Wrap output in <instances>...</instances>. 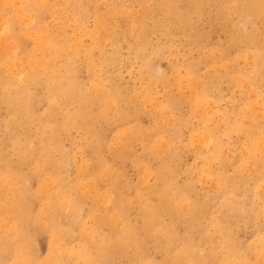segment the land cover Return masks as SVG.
I'll return each instance as SVG.
<instances>
[{
    "label": "rangeland",
    "instance_id": "obj_1",
    "mask_svg": "<svg viewBox=\"0 0 264 264\" xmlns=\"http://www.w3.org/2000/svg\"><path fill=\"white\" fill-rule=\"evenodd\" d=\"M22 1L21 0H11V1L3 0V2H2L0 0V3H1V6H0V16L1 17L0 18L2 21V22L0 21V26L3 25V28L4 29L6 28L4 30L2 27H0V29H1L0 30V41H1L0 42V45H1L0 46V61H2V62H0V110H1L0 111V144L2 145V146L0 145V161H1L0 162V169H1V171H0V191H1L0 192V207H1L0 208V214L2 213L0 216V229H1L0 230V255H1L0 256L1 257L0 258V260H1L0 264H10L12 261L13 262L11 264H14V261H16L15 264H31V263L34 264V262H35V264H40V262H41V264H93L91 262L93 260H94L93 262L96 261L95 264H101V263L102 264H107V263L108 264H115V263L116 264H125V263L128 264L129 262H130L129 264H139L142 259H143V262L141 261L140 264H142V263L155 264L156 260H157V264H180L182 262H183L182 264H215V263L216 264H227V263L228 264H246V262H247V264H250V263L251 264H259V263L264 264V243H263V241H264V235H263L264 234V210H263L264 209V195H262V194H264V190L262 188L264 185V163H263L264 162V145H262L264 142V123H263L264 122L263 121L264 120V100L262 99V97L264 98V91H263V88H264V74H263L264 73V71H263L264 70V46H263L264 45V17H263L264 16V10H263L264 9V0H232V1L230 0V2H229V0H201V1L200 0H173V1L172 0H122V1L121 0H84V1L83 0L82 1L81 0H61V1L60 0H49V1L48 0H37L36 3H35V0H30L31 2L29 0H25L26 2H24V1L22 2ZM52 1L55 2V4ZM57 1H58V3H57ZM105 1H107V2H105ZM179 1H181V2H179ZM198 1H200V2H198ZM7 2H11V3L9 4ZM43 2H44V4H43ZM121 2H123V3H121ZM223 2H224V4H223ZM228 2L231 3L230 4L231 6L228 5L229 4ZM76 3H79V4H76ZM96 3H98V5ZM118 3H120V4H118ZM215 3L217 5H215ZM17 4L20 6H18ZM49 4L51 5V7ZM103 4H104V6H103ZM234 6L236 7V9H234ZM52 7H53V10H52ZM100 7H101V9H100ZM31 8L33 9L32 11H30ZM107 8H109V9H107ZM88 9L91 13L88 11ZM40 10H41V12H40ZM234 10H236V11H234ZM15 11L18 13H16ZM75 11H76V13H75ZM82 11H83V13H82ZM216 11H218V12H216ZM239 11H242V12L239 13ZM22 12L25 14H23ZM127 12H129V13H127ZM225 12H227V13H225ZM58 13H60V14H58ZM133 13H134V16H133ZM201 13H203V14H201ZM231 14H232V16H230ZM24 15H26L25 17L28 18V22H26L27 19H25ZM53 15H54V17H53ZM74 15H76V16H74ZM219 15L221 17H219ZM19 16H21V17H19ZM22 16L24 18H22ZM81 16H82V19H81ZM246 16L248 17V19H246L247 18ZM3 17H5V19ZM55 17H56V20H55ZM227 17L229 19H226ZM230 17H233V20H232V18L230 19ZM10 18H12V19L10 20ZM21 18L23 21L20 20V22H19L18 20ZM73 18H74V20L76 19L75 22H74V20H72ZM94 18H95V20H94ZM243 18H245L244 19L245 23H244ZM8 20H10L11 23H9ZM30 20H32V21H30ZM69 20L72 22H70ZM229 20H231V21H229ZM247 20H248V22H247ZM220 21H221V23H220ZM230 22H232V24ZM242 22L244 24H242ZM1 23H4V24H1ZM21 23L24 25H22ZM78 23H79V25H78ZM240 24H241V27H240L241 29L239 28ZM72 25L74 27H72ZM20 26L22 28H20ZM24 26H25V28H24ZM76 26H79V27H76ZM234 26L236 28H234ZM244 26H245V28H244ZM233 29H234V31H233ZM8 30H10L12 32L10 33V31H8ZM244 30H246V32H244ZM23 32H24V34H22ZM28 32L31 33V34L29 33V36L31 35L32 37L31 36L28 37V35H27ZM100 32H102V33H100ZM103 32H106V34L105 33L103 34ZM254 32H256V34ZM258 32H259V34H258ZM43 33H45L47 35H45ZM99 33H100V35L98 36ZM239 33H240V35H239ZM75 35H77V36H75ZM5 36H7V37H5ZM11 36H13V37H11ZM47 37H48V39H47ZM70 37H72V38H70ZM249 37H251V39H248ZM44 38H46V39L44 40ZM81 38L82 39L84 38V39L82 40ZM75 39L77 40L76 42H75ZM103 39H104V41H103ZM257 39H258V41H257ZM67 40H68V42L70 41V44L67 42ZM79 40H81V41H79ZM50 41H52V42H50ZM235 41L239 42V44L236 43ZM9 42H11V43H9ZM37 42H38V44H37ZM77 42H78V44H77ZM243 42H244V44H242ZM45 43H47V44L49 43L50 45L49 44L45 45ZM9 44H10V46H9ZM231 44H232V46H231ZM15 45H16V47L19 46L17 48V50L15 49L16 51L14 50ZM40 45H42V46H40ZM44 45L47 48H45ZM92 47H95L98 50V52H96L97 50L95 48H92ZM5 48H8L9 50L8 49L5 50ZM10 49L12 51H10ZM67 49H70V50H67ZM36 50H38V51H36ZM52 50H53V53L51 52ZM92 50H94V51H92ZM136 50H138V51H136ZM256 51H258V52H256ZM13 52H14V54H12ZM246 52H247V54L250 53L247 55V57L249 56L248 59H247V57H244V56H246V54H245ZM68 53H70V54H68ZM222 53H223V55H222ZM35 54H36V56H35ZM87 54H89L87 57L88 60L86 58ZM224 54H225V57H223ZM236 54H237V56H236ZM79 56H80V58H79ZM239 56L241 57L240 59L243 60V62L239 59ZM39 57H40V59L42 58L43 61H41L39 59ZM147 57H148V61H150L149 63H147L148 62L146 59ZM141 60H143L145 62L142 63ZM91 61H93V63ZM203 61H205V62H203ZM209 62H210V64H209ZM212 62H214V63H212ZM250 62H251V64H250ZM1 63L3 65H1ZM39 63H40V65H39ZM45 63H46V65H45ZM216 63H217V65H216L217 67L215 66ZM221 64H222V66H221ZM92 65H94V66L92 67ZM96 65L98 68H100V67L101 68L100 69H98V68L94 69L96 67ZM183 66H185V67H183ZM24 67H25V69H24ZM68 67H71V68H68ZM181 67H182V69H181ZM211 67H213V68H211ZM54 68H55V70H54ZM220 68H221V70H220ZM227 68H229V69L227 70ZM4 69L6 72L4 71ZM17 69H19V70H17ZM148 69H149V71H148ZM9 70L10 71L13 70V71L10 72ZM23 70H24V73H23ZM38 70H40V71L38 72ZM93 70H95V72ZM216 70H217V72H216ZM34 71H35V73H34ZM99 71H101V74ZM173 71H174V73H173ZM175 71H176V75H178L179 77L175 75ZM98 72H99V75H98ZM179 72H180V75L178 74ZM102 73H104V74H102ZM141 73H142V76H140ZM143 73H145V74H143ZM8 74L11 76H9ZM183 74H185V75H183ZM233 74H235V76ZM20 75L22 77H20ZM35 76H36V78H35ZM64 76H66V77H64ZM89 76H90V79H89ZM232 76L237 79V83H235L236 80H235V78L233 79ZM3 77H4L5 81H4ZM51 77H52V79H50ZM99 77L102 79H100ZM193 77H195V78H193ZM205 77L207 79H205ZM43 78H44V80H43ZM32 79H33V82H32ZM97 79L99 80L100 84H98L99 82ZM146 79H147V81L151 79V81L147 82ZM189 79H191L190 81L192 83L191 82L188 83ZM179 80H180V83H179ZM20 81H22V82H20ZM40 81H42V82H40ZM101 81H103V82H101ZM161 81H163V82H161ZM169 81H171V82H169ZM218 81H220V82H218ZM159 82H160V84H158ZM229 82H230V84H229ZM239 82L241 84H239ZM33 83H34V85H33ZM49 83H50V85L47 86ZM193 83L198 85V87L201 86V88H198ZM169 84H171V85H169ZM184 84H185V86H184ZM20 85H21V87H20ZM93 85H96V86L93 87ZM144 85H145V87L148 85V88L147 87L145 88ZM179 85L182 88L183 87H185V88L184 89H182L181 87L179 88ZM189 85H191V86H189ZM261 85H263V88ZM4 86L6 88H4ZM14 86H15V88H14ZM186 86L189 87L188 89L192 91L191 93H189L190 91L186 90ZM231 86H232V88H231ZM247 86H251V88L247 87ZM23 87L25 88V90ZM193 87H195L196 89ZM235 88H237V89L235 90ZM136 89H138V90H136ZM248 89L250 92L248 91ZM8 90H9V92H7ZM183 90L186 92V94ZM22 91H23V93H22ZM97 91H99V92H97ZM261 91H262V93H261ZM97 93H98V95H97ZM252 93H254V94H252ZM200 94H202V95H200ZM239 94H240V97H239ZM250 94H252L253 96ZM135 95H136V98H135ZM141 95H143V96L141 97ZM185 95H187L189 97L187 98V96H185ZM213 95H215V96H213ZM22 96L24 99L22 98ZM247 96H250L251 98H249V97L247 98ZM137 97H139V98H137ZM151 97L154 98L155 100H153ZM253 97H254V99L255 98L256 99L254 100ZM123 98H125V99H123ZM143 98H144V100H143ZM1 99H3V102ZM156 99L159 102H157ZM203 99L205 102H203ZM239 100L241 101V103ZM5 101H6V104H5ZM51 101H52V104H50ZM141 101H143L144 103L147 102L145 104L146 106ZM208 101H209V103H208ZM252 101L253 102L257 101V102L252 103ZM7 102H9L10 108H9V104ZM67 102H69V103H67ZM106 102H107V104H109L110 102L111 103L109 105H107ZM20 103H22V104L20 105ZM101 103H103V104H101ZM175 103H177V105ZM197 103H199V104H197ZM205 103H207V104H206V110L204 112L205 107H203V106L205 105ZM244 103H245V105H243ZM250 103H251V105H250ZM118 104H120L119 105L120 107L117 106ZM11 105H13V107H14L13 109L11 108ZM25 105H26V107H25ZM246 105H247V107H246ZM259 105H262V106H259ZM16 106H17V108H15ZM49 106H52V107L54 106V107L52 108ZM101 106H102V108H101ZM108 106L110 108H108ZM197 106L200 108H197ZM209 106H210V108H209ZM18 107H19V109H18ZM157 107H158V110H157ZM162 107L165 110H163ZM256 107L260 110H258ZM8 108H9V110H7ZM25 108H27L28 110ZM119 108H120V110H119ZM160 108L162 109L161 111H160ZM174 108H175V110H174ZM16 109H18V110H16ZM108 109H110V110H108ZM190 109H191V112H189ZM217 109H218V111H216ZM250 109L252 111H250ZM11 110L17 111L16 112L17 114L14 111L10 112ZM19 110L20 111L23 110V111L20 112ZM201 110H203V111H201ZM213 110H215L216 112L214 113ZM159 112L162 114V116ZM193 112H194V114H193ZM241 112L245 116L241 115L242 114ZM10 113H12L13 115H11ZM21 113H22V116H21ZM25 113H26V115H25ZM126 113H128V115ZM168 113H170V114H168ZM261 113H263L262 114L263 116L262 115L260 116ZM45 114L46 115L48 114L47 116L50 118V120L48 117H46ZM51 114H52V118H51ZM158 115H159V117H157ZM12 116H14V117H12ZM190 116H191L192 120L190 119ZM200 116H202V118H204V119H202ZM257 116H259V117H257ZM19 117H21V118H19ZM42 117H44V118H42ZM197 117H200V118L197 119ZM162 118H163V120H162ZM251 118H252V120H250ZM30 119H31V121H30ZM217 119L218 120L220 119L221 121L219 120L220 121L219 122ZM47 120H49V121H47ZM77 120H78V122H77ZM81 120H82L83 124H81L82 123ZM120 120H121V123L119 124ZM166 120H167V122H166ZM50 121H51V123H50ZM52 121H54V122H52ZM109 121H111V122H109ZM210 121H213V122H210ZM126 122H128V123H126ZM229 122H231V123H229ZM244 122H245V124H244ZM62 123H64V124L61 125ZM261 123H262V125H261ZM16 124L20 125L21 127L16 126ZM51 124L53 126H51ZM69 124H71V125L69 126ZM84 124H85V126H83ZM91 124H92V126H91ZM108 124L111 126H109ZM205 124H207L208 127ZM122 125L124 127H126L127 129L125 128V130H122V129H124ZM121 126H122V128H121ZM189 126H191V127H189ZM210 126H213V127H210ZM240 126H242V127H240ZM65 127H67L69 130H67V128H66L65 129L66 131H63V128H65ZM218 127H220V128L222 127V129H219ZM246 127L248 128V131H247ZM223 128H224V130H225V128H227V130H226V131H228L227 134H226V131L223 130ZM240 128H242V129H240ZM255 128H257L258 130ZM207 129L208 130L210 129V130L208 131ZM214 129H215V131H214ZM156 130H157V132H156ZM220 130H222V132L224 131L223 134ZM246 131H247V133H246ZM249 131L252 133H250ZM91 132H94V133L97 132V133L91 134ZM114 132L116 135L114 134ZM116 132H118V133H116ZM144 132H145V134H144ZM155 132H156V135L154 134ZM207 132L210 134H208ZM177 133H178V135H177ZM203 133H205L208 136H206ZM224 133H225V135H224ZM90 134L92 137L90 136ZM164 134H166V135H164ZM196 134H197V136H196ZM238 134L241 136H239ZM55 135L58 138L55 137ZM150 135H152V136H150ZM160 135H161V137H160ZM221 135H222V137H221ZM231 135L232 136L235 135V136L232 137ZM168 136L170 139H168ZM193 136L195 138H193ZM11 137H13V138H11ZM210 137H212V139H210ZM218 137H219V139H218ZM236 137H239V138H236ZM241 137L244 138L246 141L244 139H242ZM48 138H50V139H48ZM261 138H262V140H261ZM13 139L16 141H14ZM17 139H19V140H17ZM195 139H196V141H195ZM204 139L206 140L207 143L205 142ZM241 139H242V141H241ZM208 140H209V144H208ZM221 140H223V141H221ZM230 140H232V141L236 140V141L232 143V141H230ZM26 141H27V144H26ZM162 141H164V144L159 145L160 142L163 143ZM119 142H120V144H119ZM190 142L191 143L193 142L192 143L193 145ZM221 142L223 143V145L221 144ZM244 142H246V143H244ZM258 142L259 143L261 142L260 143L261 146L259 145L260 148H258ZM30 143H31V145H29ZM59 143H60V147H59ZM98 143H99V145L97 147L96 145ZM114 143H116V145H114V147L116 149L113 148V146H112ZM243 143L249 144V145L244 146ZM16 144H18V145H16ZM92 144H94V145H92ZM122 144H123V146H122ZM147 144H148V146H147ZM155 144H157V146H160L161 148L158 149ZM117 145H118V147H117ZM197 145H199V146H197ZM210 145H211V147H210ZM230 145H231V148H230ZM235 145H237V147ZM104 146H105V149H104ZM28 147H29V150H28ZM63 147H64V151L61 152ZM122 147H123V149H122ZM199 147H200V149H199ZM220 147H222L224 150H221L222 148H220ZM14 148H16V149H14ZM97 148L99 149V153L96 152V151H98ZM109 148L111 149V151H109L110 150ZM154 148H157L158 150L157 149L154 150ZM30 149L32 151H30ZM161 149H162V151H159ZM226 149H228L227 150L228 152L226 151ZM230 149H231V151H229ZM242 149H243V151H242ZM40 150H42L43 154L41 153ZM104 150H105L106 154L104 153ZM232 150L233 151L235 150L237 152L233 153ZM18 151H19V153H18ZM5 152H8V153H5ZM20 152H21V154H20ZM1 153H2L3 157L1 156ZM75 153H77L78 156H76L77 154H75ZM95 153L99 154L100 156L99 155L97 156ZM100 153L103 155H101ZM122 153H124V154H122ZM231 153H233V154H231ZM18 154H20L19 156L22 157L21 159L19 156H17ZM35 154H36V156H35ZM111 154H113V156H111ZM144 154H146V155L144 156ZM147 154H148V156H147ZM242 154H243V156H242ZM31 155H33V156H31ZM250 155L252 156L253 159L251 158ZM10 156L13 157V159L9 158ZM142 156H144V157H142ZM152 156H154V157L152 158ZM18 157H19V159H18ZM23 157H24V159H23ZM29 157L30 158L32 157V158L29 160ZM60 157H62V158H60ZM106 157H107V159H106L107 161L105 163ZM121 157H123V159H121ZM171 157H172V159H171ZM249 157L252 160L248 161ZM14 158H15V160H14ZM103 158H104V160H102ZM16 159H17V161H16ZM169 159H170V161H169ZM202 159H204V160H202ZM232 159H233V161H232ZM23 160H24V162H23ZM25 160H29V161H27V164H24V163H26ZM109 160H110V162H109ZM222 160H223V162H222ZM33 161H34V163H33ZM82 161H83V163H82ZM247 161H248V164H247ZM143 162H144V164H143ZM145 162L147 163V166H146ZM227 163H229V164H227ZM249 163H250V165H249ZM7 164H10V165L8 166ZM13 164L14 165L16 164L18 167L16 165L14 166ZM57 164H58V167L56 166ZM76 164H79V166ZM85 164H88V165H85ZM100 164L103 166L102 169H101ZM163 164H164V166H163ZM217 164H218V166H217ZM22 165L23 166L25 165V169H23ZM66 165H67V167H64ZM223 165L225 166V168ZM256 165L258 166V168L256 167ZM84 166H87V167H84ZM104 166H105V168H104ZM204 166H205V168H204ZM15 167H16V170H15ZM81 167L82 168L84 167V168L81 169ZM234 167H236V168H234ZM250 167H252L254 169H252ZM21 168H22V170H21ZM39 168H41L40 172H39ZM54 168L55 169L57 168V169L55 170ZM86 168H88V169H86ZM140 168H141V170H140ZM147 168H149V169H147ZM159 168L162 169L163 172ZM216 168H217V170H216ZM6 169H7V171H6ZM35 169L36 170L38 169L37 172H39V174L36 172ZM150 169H151V171H149ZM195 169H196V171H195ZM235 169H236L237 173L235 172ZM20 170H21V172H19V173H22L21 175L25 177L24 179H23V177H20V175L18 173V171H20ZM155 170H158V171H155ZM23 171H25V172H23ZM61 171H63V172H61ZM77 171L80 173H78ZM148 171H149V173H148ZM13 172H15V173H13ZM82 172H83V174H82ZM95 172H96V175H95ZM168 172H170V175ZM9 173H11L10 176H9ZM142 173H144V175L147 174L148 176L147 175L143 176ZM196 173H199V174H196ZM1 174L4 176V178L2 177ZM40 174H41V176H40ZM76 174H78V177ZM204 174H205V176H204ZM218 175H220V176L218 177ZM80 176H81V178H79ZM107 176H108V178H107ZM232 176H234V177H232ZM68 177H70V178H68ZM94 177H95V179H94ZM97 177L98 178L100 177V179H98ZM203 177H205V178H203ZM229 177H230V180H229ZM247 177H249V178H247ZM45 178L47 179V181H45L46 180ZM51 178H55V179H51ZM106 178H107V180H106ZM206 178H208L209 181H212V182H209ZM212 178H213V180H212ZM218 178H220V179H218ZM222 178H224V180H222ZM66 179H68V180H66ZM141 179H142V182H141ZM24 180H25L26 186L23 182ZM27 180H28V182H27ZM36 180H38V182ZM86 180H88V181L86 182ZM92 180H94V181L92 182ZM146 181H148V182H146ZM168 181L170 182V184L168 183ZM48 182H50V183H48ZM112 182H115V183L113 184ZM166 182L168 184H166ZM75 183H76L77 187H76ZM83 183H84L85 187H83ZM87 183H88V185H87ZM111 183H112V185L110 186L109 184H111ZM176 183L178 184L177 186H176ZM244 183H246V184H244ZM193 184L195 185L194 187H193ZM213 184H215V185L217 184V185L215 186ZM146 185H148V186H146ZM235 185H236V187H235ZM259 185L261 186L260 188H259ZM19 186H20V188H19ZM27 186H29V188ZM49 186H51V187H49ZM165 186L166 187L168 186V187L166 188ZM25 187H27V190L25 189ZM109 187L111 189H109ZM184 187L186 190L184 189ZM22 188H24V190ZM114 188H116V189L114 190ZM142 188H143V191H142ZM170 188H173V189H170ZM21 189L23 190V192H21L22 191ZM50 189H51V192H50ZM105 189L106 190L109 189V190L105 191ZM190 189L192 191H190ZM7 190L9 191V193ZM45 190H47V193ZM84 190H85V193H84ZM162 190H163V192H162ZM41 191H42V193H41ZM215 191H216V193H215ZM261 191H263V192H261ZM181 192H183V193H181ZM31 193H32V195H31ZM69 193H70V196H69ZM81 193H83L84 195ZM141 193H143L142 196L140 195ZM163 193L165 195H163ZM177 193L180 195H177ZM38 194H40V195H38ZM93 194H94V196H93ZM112 194H115V195H112ZM119 194L122 196H120ZM181 194H182V197H181ZM187 194L190 195L189 196L190 198L188 197ZM22 195H24V196H22ZM75 195H77V196H75ZM99 195L103 196L104 198L100 197ZM107 195H110L109 200L107 198ZM131 195H132V197H131ZM134 195H136V196L134 197ZM183 195H185V196L183 197ZM248 195H249V198H248ZM19 196L23 199H20ZM31 196H33V197H31ZM105 196H106V198H105ZM128 196H129V198H128ZM137 196H140V197L137 198ZM177 196H180L181 198L177 197ZM196 196H197V198H196ZM229 196H231V197L229 198ZM75 197H76V199H75ZM121 197H123V198H121ZM141 197H142V199H141ZM151 197H152V199H151ZM160 197H161V200H160ZM192 197H193V200H192ZM211 197H212V199H211ZM259 197H261V198H259ZM12 198H13V200H11ZM34 198H36L37 200ZM111 198H112V200L115 199L114 203L111 200ZM219 198H220V200H219ZM41 199H43V200L41 201ZM121 199H124V200L126 199L125 201L127 204L124 203V205H123V200H121ZM130 199H134V200L137 199V200H139L138 202L140 204H138L137 200L136 201H134V200L130 201ZM23 200L27 201L28 203L23 201ZM29 200H30V202H29ZM12 201H14V202H12ZM48 201L50 204L48 203ZM102 201H104V202H102ZM142 201H144V202H142ZM228 201H229V203H228ZM56 202H57V204H56ZM59 202H61V203L63 202V204L65 203V207L61 206L62 204ZM162 202H164V203H162ZM194 202H196V203H194ZM9 203L11 205H9ZM47 203L49 204L48 206H47ZM117 203H118V205H117ZM120 203H122V204H120ZM169 203H170V205H169ZM207 203L209 205H205ZM241 203H244L245 206ZM253 203H255V204H253ZM143 204H145L144 205L145 209H142ZM185 204H186V206H184ZM202 204H203L204 208L202 207ZM15 205L17 206V208L14 209V207H16ZM40 205H41V207H38ZM74 205H75V207H74ZM97 205H99V207ZM119 205H122V208H120ZM160 205H161V207L163 206L164 208L163 207L161 208ZM182 205L185 208H183ZM45 206H47V207H45ZM59 206H61L62 209ZM114 206H116L117 208ZM149 206H150V208H149ZM206 206H207V208H205ZM235 206H238V208L237 207L235 208ZM77 207H79V209ZM118 207L120 210L118 209ZM165 207H166V209H165ZM181 207H182V209H184L186 211L182 210ZM113 208L115 209V211ZM199 208H200V210H199ZM240 208L241 209L243 208V209L241 210ZM50 209H51V211H50ZM93 209L97 210V211H94ZM105 209H106V211H105ZM167 209H168V211H167ZM173 209H174V211L176 210L175 215L172 214L174 212V211H172ZM196 209L198 211H196L197 214L195 215V211H193V210H196ZM203 209H204V211L205 210L206 211L204 212ZM238 209L240 211H237ZM52 210H54V211H52ZM55 210H57V211H55ZM61 210H63V211H61ZM111 210H113V211H111ZM177 210L178 211L180 210L179 213ZM249 210H250V212H249ZM12 211H14V212H12ZM44 211H46V212H44ZM68 211L70 213H67ZM77 211H78V213H77ZM103 211H105V212H103ZM158 211H159V214H158ZM191 211L193 212V214ZM199 211H200V214H198ZM214 211H216V213ZM223 211H225V212H223ZM41 212L42 213L44 212L45 214L44 213L40 214ZM48 212L51 214H49ZM60 212H62V214ZM91 212H95V215H94V213L90 214ZM116 212H118V214ZM201 212H203V214ZM221 212L223 215H221V217H220L219 214ZM239 212H241V213H239ZM243 212H245V213H243ZM64 213H67L70 216H68ZM120 213H122V214H120ZM170 213L172 215H170ZM226 213H227L228 217H227ZM237 213H239V216ZM38 214H40V215H38ZM151 214H153V215H151ZM235 214H237V215L235 216ZM246 214H247V216H246ZM24 215H26V216L29 215L30 218H29V216L26 218V216H24ZM49 215H50V217H49ZM98 215L101 218H99ZM157 215H162V216L157 217ZM192 215H194V216H192ZM40 216H41V218H40L41 221L38 220ZM93 216H95V218ZM125 216H127L128 218L127 217L125 218ZM144 216L147 218H145ZM178 216H180V217H178ZM8 217H9V219H8ZM43 217L45 218V220L43 219ZM76 217H78V219ZM90 217L92 219H94V220L96 219V220L93 222V220ZM177 217L180 219H178ZM21 218H23V219H21ZM48 218H50V220ZM109 218H111V219L114 218L112 220V222L114 220H116L117 222L114 221L113 223L116 222L117 224L115 223L113 225V223L110 221L111 219H109ZM161 218H163V219L161 220ZM211 218H212V220H211ZM6 219H7V222H6ZM74 219H76L77 221L75 222ZM126 219H127V221H126ZM157 219H159V221L160 220L161 221L159 222V221H157ZM215 219H218V220L215 221ZM35 220H36V223H35ZM70 220L72 221V224H71ZM91 220H92V222H91ZM145 220L147 221V224H148V220H151L152 222L151 221H149V222L152 224L149 223L147 225ZM164 220H165V222H164ZM183 220H184V222H186L185 224H184ZM26 221H28V222H26ZM128 221H130V222H128ZM144 221H145V223H144ZM187 221H189V222L187 223ZM196 221H197V223H196ZM253 221H255V222H253ZM106 222H108V223H106ZM118 222H119V224H118ZM198 222H199V224H198ZM219 222L220 223L222 222V224H220ZM233 222H235V223H233ZM239 222H241L243 224L241 225V223H239ZM252 222H253V224H252ZM17 223L19 226L18 225L16 226ZM87 223L89 225H87ZM92 223H93V226H92ZM143 223H144V225H143ZM1 224H3V225H1ZM13 224H15V226ZM109 224L111 225L112 230L109 227ZM121 224H122V226H121ZM245 224H247V225H245ZM80 225H82V226H80ZM129 225H130V227H129ZM163 225H164V227H163ZM170 225H171V227H170ZM184 225H186V226L184 227ZM32 226L35 229H33ZM36 226H37V228H36ZM43 226H45V227H43ZM63 226H64V228H63ZM125 226H126V228H124ZM145 226H147V228ZM199 226L201 227V229H199L200 228ZM239 226L241 227L240 229H239ZM39 227H40V229H39ZM57 227H59V229ZM11 228L13 229V231ZM83 228H85V229L83 230ZM127 228H129V229L126 230ZM243 228H246V229H243ZM45 229H46V231H44ZM141 229L142 230L143 229H149V231L148 230L142 231ZM167 229H170L173 233H171V231L169 230L170 231V232L168 231L170 233L169 234L167 232ZM42 230H43V232H42ZM58 230H59V232H61V236H60V233L58 232ZM68 230H69V232H67ZM219 230H221V231H219ZM35 231H37V232H35ZM72 231H73V233H72ZM100 231H101V233L104 231L103 232L104 234L99 233ZM120 231H121V234H120ZM126 231L129 232L130 235L127 234ZM135 231H137V232H135ZM250 231H251V233H250ZM21 232H23V234H21ZM51 232H52V235H51ZM8 233H9V235H7L5 237V235ZM46 233H47V235H46ZM57 233H59V234H57ZM64 233H66V236ZM68 233H71V234L69 235ZM84 233H86V234L84 235ZM149 233H150V235H149ZM3 234H5V235H3ZM79 234H81V235H79ZM88 234H89V236H87ZM118 234H120L118 236L119 238L117 237ZM143 234H145V235H143ZM151 234H153V235H151ZM158 234H159V237L161 236L160 239H158L159 238ZM171 234H172L171 240L173 239L174 241H176V243H175L172 240L175 243V245L173 243H171L173 246L171 244H169L171 242V240H170V237L168 238V235L171 236ZM222 234L223 235L225 234L224 235L225 237ZM62 235L64 238L62 237ZM94 235L97 237L98 236H100V237L97 238ZM102 235H103V238H102ZM108 235H110L111 237ZM114 235H116V236H114ZM127 235H128V237H127ZM134 235H136V236H134ZM195 235H197V236H195ZM206 235H208V236H206ZM25 236H27L28 238H26ZM90 236H91V238L94 237L92 240L95 239L93 241V244L91 242ZM144 236H145V238H144ZM231 236H233V237H231ZM236 236L238 237V239L236 238ZM29 237L33 238V240ZM49 237L52 239H50ZM122 237H123V239H122ZM204 237H205V239H204ZM82 238L83 239L85 238V239L83 240ZM108 238H110V239H108ZM132 238H133V240H132ZM139 238H140V241H138ZM165 238H167V239H165ZM193 238L195 240L194 242H193ZM16 239H17V241H16ZM48 239H50L51 241H49ZM106 239H107V241H106ZM119 239H120V241H119ZM121 239L124 241V243L121 241ZM24 240H25V242H24ZM57 240H58V243H56ZM128 240L130 243L128 242ZM130 240L132 241V243ZM167 240H169L170 242H168ZM178 240H180V241H178ZM228 240H229V242H228ZM257 240H259V241H257ZM143 241H144V243H143ZM162 241H166V242H164L165 244L163 243L164 245L161 244ZM191 241L194 244H192ZM231 241L233 242V244ZM104 242L107 243V246H105L106 244ZM133 242H135L136 244L135 243L133 244ZM167 242H168V244H167ZM185 242H187L189 244H187ZM242 242L243 243L246 242V243H244L245 245L243 244V246L240 248L239 245L241 246ZM12 243H13V245H12ZM22 243H23V246H22ZM49 243H52V244H49ZM82 243H83V245H86V246L83 247ZM88 243H91L90 246L88 245ZM127 243L129 244L128 246H127ZM142 243L144 244L143 246H142ZM262 243H263V245H262ZM224 244H226V245H224ZM227 244H230V246H232L234 249L232 247H230L229 245L227 246ZM234 244L235 245L237 244L236 245L237 247ZM6 245L9 247H7ZM57 245H58V247H57ZM93 245H95V246L93 247ZM98 245L100 248L97 249ZM169 245H171V246H169ZM185 245H186V247L184 248L183 246H185ZM187 245H189V246H187ZM15 246H17V247H15ZM29 246H30V248H29ZM108 246H109V249H108ZM114 246L115 247L117 246V247L115 248ZM10 247H12V248H10ZM69 247H70V249L68 251ZM76 247H77V250H75L76 251L75 252L74 249ZM85 247H87L86 250H85ZM92 247L96 248V250L93 249ZM126 247H127V249H126ZM163 247H165V248H163ZM169 247H172V248L170 249ZM194 247H195V249H194ZM238 247L240 249H238ZM3 248H5V249H3ZM13 248L15 250H17L19 248L20 251L17 250V252H16L15 250H13ZM78 248H80V249H78ZM145 248H147L148 250H146ZM229 248H231V249H229ZM253 248H255V249L253 250ZM52 249H53V251H52ZM111 249L114 251H112ZM182 249H184V250H182ZM84 250L88 253L89 256L87 255V253H84ZM93 250H94V255H93ZM101 250H102V253H101ZM125 250H128V252ZM186 250H189V251H186ZM230 250H231V252H230ZM234 250H236V251H234ZM144 251L146 253H144ZM175 251H176V253H175ZM182 251H183V253H182L183 255L180 254ZM198 251H199V253H198ZM211 251H212V254H211ZM223 251H224V253H223ZM225 251L226 252L228 251V252L226 253ZM14 252H16V253H14ZM26 252H27V255L29 254L28 256L25 255ZM35 252H36V254H35ZM46 252H47V254H49V252H50V255H47ZM213 252H215V253H213ZM18 253L19 254L22 253L21 256ZM149 253H150V255H149ZM186 253H188V254L185 255ZM189 253H190V257H188ZM228 253H230L233 257L231 258L230 254L228 256ZM257 253H258V256L256 257ZM51 254H52V257H51ZM129 254H131V255H129ZM237 254L240 255V257H242V259H245V260L242 261V259ZM15 255H17V256H15ZM96 255H98V257ZM99 255H100V258H99ZM246 255H247V257H246ZM18 256L22 257V259H20V257H18ZM71 256H72V258H71ZM105 256H106V258H105ZM129 256H131L133 258L131 259ZM262 256H263V258H261ZM5 257L7 258V260ZM53 257H55V258H53ZM139 257L141 259L140 261H139V259H137ZM235 257H237V260ZM97 258H98L99 262L96 260ZM217 258H219V259H217ZM227 258H228V260H227ZM257 258H258V260H257ZM32 259H33V261H32ZM46 259H48L49 262ZM67 259H69V260H67ZM105 259L106 260L108 259V260L106 261ZM112 259H114V260H112ZM134 259H135V261H134ZM148 259H149V262H148ZM168 259H170L173 262H169L170 260H168ZM130 260L131 261L133 260L134 262L133 261L131 262ZM150 260H153L154 262L150 261ZM207 260H208V263H207ZM248 260H249V263H248ZM23 261H25L26 263ZM45 261H46V263H45ZM56 261H57V263H56ZM88 261H89V263H88ZM111 261H112V263H111ZM219 261H221V262H219ZM151 262H153V263H151Z\"/></svg>",
    "mask_w": 264,
    "mask_h": 264
},
{
    "label": "bare ground",
    "instance_id": "obj_2",
    "mask_svg": "<svg viewBox=\"0 0 264 264\" xmlns=\"http://www.w3.org/2000/svg\"><path fill=\"white\" fill-rule=\"evenodd\" d=\"M1 1L3 2V0H1ZM9 1H11V0H9ZM21 1H22V0H21ZM23 1L26 2L25 0H23ZM23 1H22V2H23ZM29 1H30V0H29ZM36 1H37V0H35V3H36ZM48 1H49V0H48ZM60 1H61V0H60ZM81 1H82V0H81ZM83 1H84V0H83ZM121 1H122V0H121ZM172 1H173V0H172ZM200 1H201V0H200ZM200 1H198V2H200ZM231 1H232V0H231ZM5 2H6V1H5ZM5 2H4V3H5ZM30 2H31V1H30ZM41 2H42V1H41ZM52 2H53V1H52ZM64 2H65V1H64ZM76 2H77V1H76ZM96 2H97V1H96ZM100 2H101V1H100ZM105 2H107V1H105ZM114 2H115V1H114ZM126 2H127V1H126ZM179 2H181V1H179ZM229 2H230V0H229ZM229 2H228V3H229ZM7 3L10 4L11 2H7ZM7 3H6V4H7ZM19 3H20V2H19ZM27 3H28V2H27ZM38 3H39V2H38ZM38 3H37V4H38ZM53 3L55 4V2H53ZM57 3H58V1H57ZM84 3H85V2H84ZM102 3H103V2H102ZM121 3H123V2H121ZM212 3H213V2H212ZM237 3H238V2H237ZM9 4H8V5H9ZM14 4H15V3H14ZM23 4H24V3H23ZM43 4H44V2H43ZM61 4H62V3H61ZM76 4H79V3H76ZM96 4L98 5V3H96ZM118 4H120V3H118ZM199 4H200V3H199ZM209 4H210V3H209ZM221 4H222V3H221ZM223 4H224V2H223ZM230 4H231V3H229L228 5H230ZM17 5H18V4H17ZM21 5H22V4H21ZM49 5H50V4H49ZM85 5H86V4H85ZM207 5H208V4H207ZM213 5H214V4H213ZM215 5H217V4L215 3ZM237 5H238V4H237ZM0 6H1V3H0ZM10 6H11V5H10ZM18 6H20V5H18ZM38 6H39V5H38ZM38 6H37V7H38ZM45 6H46V5H45ZM83 6H84V5H83ZM103 6H104V4H103ZM219 6H220V5H219ZM230 6H231V5H230ZM235 6H236V5H235ZM235 6H234V9H236ZM50 7H51V5H50ZM55 7H56V6H55ZM77 7H78V6H77ZM95 7H96V6H95ZM95 7H94V8H95ZM111 7H112V6H111ZM151 7H152V6H151ZM203 7H204V6H203ZM232 7H233V6H232ZM237 7H238V6H237ZM261 7H262V6H261ZM78 8H79V7H78ZM83 8H84V7H83ZM213 8H214V7H213ZM219 8H220V7H219ZM262 8H263V7H262ZM39 9H40V8H39ZM100 9H101V7H100ZM105 9H106V8H105ZM107 9H109V8H107ZM215 9H216V8H215ZM228 9H229V8H228ZM238 9H239V8H238ZM32 10H33V9L31 8L30 11H32ZM52 10H53V7H52ZM82 10H83V9H82ZM210 10H211V9H210ZM220 10H221V9H220ZM263 10H264V9H263ZM19 11H20V10H19ZM27 11H28V10H27ZM30 11H29V12H30ZM38 11H39V10H38ZM61 11H62V10H61ZM61 11H60V12H61ZM65 11H66V10H65ZM88 11H89V9H88ZM91 11H92V10H91ZM105 11H106V10H105ZM143 11H144V10H143ZM188 11H189V10H188ZM234 11H236V10H234ZM251 11H252V10H251ZM15 12H16V11H15ZM23 12H24V11H23ZM23 12H22V13H23ZM40 12H41V10H40ZM57 12H58V11H57ZM69 12H70V11H69ZM86 12H87V11H86ZM89 12H90V11H89ZM107 12H108V11H107ZM124 12H125V11H124ZM198 12H199V11H198ZM216 12H218V11H216ZM220 12H221V11H220ZM240 12H242V11H239V13H240ZM254 12H255V11H254ZM262 12H263V11H262ZM16 13H18V12H16ZM38 13H39V12H38ZM48 13H49V12H48ZM63 13H64V12H63ZM75 13H76V11H75ZM82 13H83V11H82ZM87 13H88V12H87ZM90 13H91V12H90ZM119 13H120V12H119ZM121 13H122V12H121ZM127 13H129V12H127ZM127 13H126V14H127ZM225 13H227V12H225ZM23 14H25V13H23ZM27 14H28V13H27ZM29 14H30V13H29ZM44 14H45V13H44ZM52 14H53V13H52ZM58 14H60V13H58ZM65 14H66V13H65ZM201 14H203V13H201ZM6 15H7V14H6ZM30 15H31V14H30ZM69 15H70V14H69ZM76 15H77V14H76ZM76 15H74V16H76ZM104 15H105V14H104ZM109 15H110V14H109ZM161 15H162V14H161ZM217 15H218V14H217ZM220 15H221V14H220ZM220 15H219V17H221ZM226 15H227V14H226ZM4 16H5V15H4ZM7 16H8V15H7ZM15 16H16V15H15ZM25 16H26V15H24V17H25ZM45 16H46V15H45ZM64 16H65V15H64ZM66 16H67V15H66ZM107 16H108V15H107ZM133 16H134V13H133ZM140 16H141V15H140ZM140 16H139V17H140ZM143 16H144V15H143ZM188 16H189V15H188ZM230 16H232V14H231ZM0 17H1V16H0ZM19 17H21V16H19ZM24 17L22 16V18H24ZM53 17H54V15H53ZM69 17H70V16H69ZM78 17H79V16H78ZM108 17H109V16H108ZM146 17H147V16H146ZM243 17H244V16H243ZM246 17H247V16H246ZM249 17H250V16H249ZM263 17H264V16H263ZM3 18L5 19V17H3ZM15 18H16V17H15ZM22 18L19 19L18 21L20 22V20H22ZM35 18H36V17H35ZM43 18H44V17H43ZM84 18H85V17H84ZM183 18H184V17H183ZM223 18H224V17H223ZM231 18H232V20H233V17H230V19H231ZM234 18H235V17H234ZM11 19H12V18H10V20H11ZM25 19H27L26 22H28V18L25 17ZM31 19H32V18H31ZM53 19H54V18H53ZM78 19H79V18H78ZM78 19H77V20H78ZM81 19H82V16H81ZM136 19H137V18H136ZM226 19H229V18L227 17ZM244 19H245V18H243V20H244ZM246 19H248V17H247ZM10 20H8L9 23H11ZM32 20H33V19H32ZM32 20H30V21H32ZM55 20H56V17H55ZM70 20H71V19H70ZM70 20H69V21H70ZM72 20H74V18H73ZM94 20H95V18H94ZM256 20H257V19H256ZM262 20H263V19H262ZM0 21H1V18H0ZM3 21H4V20H3ZM22 21H23V20H22ZM43 21H44V20H43ZM62 21H63V20H62ZM75 21H76V19L74 20V22H75ZM100 21H101V20H100ZM182 21H183V20H182ZM229 21H231V20H229ZM1 22H2V21H1ZM5 22H6V21H5ZM8 22H7V23H8ZM70 22H72V21H70ZM132 22H133V21H132ZM189 22H190V21H189ZM239 22H240V21H239ZM247 22H248V20H247ZM253 22H254V21H253ZM7 23H6V24H7ZM22 23H23V22H22ZM22 23H21V24H22ZM67 23H68V22H67ZM76 23H77V22H76ZM113 23H114V22H113ZM133 23H134V22H133ZM220 23H221V21H220ZM230 23L232 24V22H230ZM244 23H245V20H244ZM244 23L242 22V24H244ZM1 24H4V23H1ZM29 24H30V23H29ZM41 24H42V23H41ZM71 24H72V23H71ZM81 24H82V23H81ZM84 24H85V23H84ZM99 24H100V23H99ZM238 24H239V23H238ZM238 24H237V25H238ZM7 25H8V24H7ZM19 25H20V24H19ZM22 25H24V24H22ZM78 25H79V23H78ZM131 25H132V24H131ZM210 25H211V24H210ZM8 26H9V25H8ZM29 26H30V25H29ZM68 26H69V25H68ZM133 26H134V25H133ZM0 27L3 28V25H1ZM18 27H19V26H18ZM26 27H27V26H26ZM72 27H74V26L72 25ZM76 27H79V26H76ZM80 27H81V26H80ZM240 27H241V24H240L239 28H240ZM20 28H22V27L20 26ZM24 28H25V26H24ZM40 28H41V27H40ZM230 28H231V27H230ZM234 28H236V27L234 26ZM244 28H245V26H244ZM244 28H243V29H244ZM3 29H4V28H3ZM5 29H6V28H5ZM5 29H4V30H5ZM68 29H69V28H68ZM108 29H109V28H108ZM143 29H144V28H143ZM240 29H241V28H240ZM0 30H1V29H0ZM10 30H11V29H10ZM10 30H8V31H10ZM110 30H111V29H110ZM23 31H24V30H23ZM66 31H67V30H66ZM76 31H77V30H76ZM101 31H102V30H101ZM133 31H134V30H133ZM147 31H148V30H147ZM188 31H189V30H188ZM233 31H234V29H233ZM238 31H239V30H238ZM11 32H12V31H10V33H11ZM63 32H64V31H63ZM72 32H73V31H72ZM110 32H111V31H110ZM135 32H136V31H135ZM235 32H236V31H235ZM241 32H242V31H241ZM244 32H246V30H244ZM244 32H243V33H244ZM3 33H4V32H3ZM6 33H7V32H6ZM19 33H20V32H19ZM29 33H30V32L27 33L28 37L31 36V35L29 36ZM45 33H46V32H45ZM45 33H43V34H45ZM100 33H102V32H100ZM100 33L98 34V36L100 35ZM104 33L106 34V32H103V34H104ZM254 33L256 34V32H254ZM7 34H8V33H7ZM16 34H17V33H16ZM22 34H24V32H23ZM30 34H31V33H30ZM38 34H39V33H38ZM38 34H37V35H38ZM40 34H41V33H40ZM85 34H86V33H85ZM89 34H90V33H89ZM179 34H180V33H179ZM234 34H235V33H234ZM241 34H242V33H241ZM248 34H249V33H248ZM258 34H259V32H258ZM3 35H4V34H3ZM12 35H13V34H12ZM20 35H21V34H20ZM33 35H34V34H33ZM35 35H36V34H35ZM45 35H47V34H45ZM107 35H108V34H107ZM162 35H163V34H162ZM228 35H229V34H228ZM239 35H240V33H239ZM38 36H39V35H38ZM75 36H77V35H75ZM78 36H79V35H78ZM88 36H89V35H88ZM91 36H92V35H91ZM102 36H103V35H102ZM250 36H251V35H250ZM5 37H7V36H5ZM11 37H13V36H11ZM31 37H32V36H31ZM33 37H34V36H33ZM81 37H82V36H81ZM238 37H239V36H238ZM238 37H237V38H238ZM70 38H72V37H70ZM76 38H77V37H76ZM94 38H95V37H94ZM227 38H228V37H227ZM246 38H247V37H246ZM259 38H260V37H259ZM259 38H258V39H259ZM45 39H46V38H44V40H45ZM47 39H48V37H47ZM50 39H51V38H50ZM77 39H78V38H77ZM81 39H82V38H81ZM83 39H84V38H83ZM83 39H82V40H83ZM224 39H225V38H224ZM248 39H251V37H249ZM248 39H247V40H248ZM258 39H257V41H258ZM36 40H37V39H36ZM225 40H226V39H225ZM259 40H260V39H259ZM5 41H6V40H5ZM8 41H9V40H8ZM42 41H43V40H42ZM42 41H41V42H42ZM76 41H77V40L75 39V42H76ZM79 41H81V40H79ZM103 41H104V39H103ZM127 41H128V40H127ZM204 41H205V40H204ZM257 41H256V42H257ZM0 42H1V41H0ZM50 42H52V41H50ZM67 42H68V40H67ZM235 42H236V41H235ZM5 43H6V42H5ZM9 43H11V42H9ZM13 43H14V42H13ZM68 43L70 44V41H69ZM71 43H72V42H71ZM101 43H102V42H101ZM119 43H120V42H119ZM236 43L239 44V42H236ZM1 44H2V43H1ZM14 44H15V43H14ZM37 44H38V42H37ZM43 44H44V43H43ZM48 44H49V43H48ZM48 44L45 43V45H48ZM77 44H78V42H77ZM80 44H81V43H80ZM242 44H244V42H243ZM16 45H17V44H16ZM16 45H15L14 50H15V49L17 50V48L19 47V46L16 47ZM45 45H44V47H45ZM49 45H50V44H49ZM65 45H66V44H65ZM235 45H236V44H235ZM0 46H1V45H0ZM9 46H10V44H9ZM40 46H42V45H40ZM69 46H70V45H69ZM74 46H75V45H74ZM231 46H232V44H231ZM263 46H264V45H263ZM11 47H12V46H11ZM13 47H14V46H13ZM37 47H38V46H37ZM56 47H57V46H56ZM76 47H77V46H76ZM141 47H142V46H141ZM2 48H3V47H2ZM8 48H9V47H8ZM8 48H5V50L8 49ZM39 48H40V47H39ZM45 48H47V47H45ZM72 48H73V47H72ZM92 48H95V47H92ZM229 48H230V47H229ZM253 48H254V47H253ZM258 48H259V47H258ZM23 49H24V48H23ZM80 49H81V48H80ZM95 49H96V48H95ZM262 49H263V48H262ZM262 49H261V50H262ZM8 50H9V49H8ZM14 50H13V51H14ZM16 50H15V51H16ZM44 50H45V49H44ZM67 50H70V49H67ZM78 50H79V49H78ZM96 50H97V49H96ZM218 50H219V49H218ZM220 50H221V49H220ZM10 51H12V50L10 49ZM10 51H9V52H10ZM36 51H38V50H36ZM86 51H87V50H86ZM92 51H94V50H92ZM92 51H91V52H92ZM136 51H138V50H136ZM209 51H210V50H209ZM51 52L53 53V50H52ZM96 52H98V50H97ZM140 52H141V51H140ZM220 52H221V51H220ZM250 52H251V51H250ZM256 52H258V51H256ZM4 53H5V52H4ZM70 53H71V52H70ZM70 53H68V54H70ZM12 54H14V52H13ZM36 54H37V53H36ZM36 54H35V56H36ZM91 54H92V53H91ZM139 54H140V53H139ZM154 54H155V53H154ZM214 54H215V53H214ZM216 54H217V53H216ZM240 54H241V53H240ZM245 54H246V56H244V57H247V55L250 54V53L247 54V52H246ZM1 55H2V54H1ZM6 55H7V54H6ZM88 55H89V54H87L86 58L88 57ZM145 55H146V54H145ZM212 55H213V54H212ZM217 55H218V54H217ZM222 55H223V53H222ZM243 55H244V54H243ZM213 56H214V55H213ZM236 56H237V54H236ZM40 57H41V56H40ZM40 57H39V59H40ZM223 57H225V54H224ZM248 57H249V56H248ZM248 57H247V59H248ZM29 58H30V57H29ZM79 58H80V56H79ZM240 58H241V57L239 56V59H240ZM250 58H251V57H250ZM250 58H249V59H250ZM100 59H101V58H100ZM146 59H147V61H148V57H147ZM199 59H200V58H199ZM201 59H202V58H201ZM243 59H244V58H243ZM40 60L43 61L42 58H41ZM87 60H88V58H87ZM89 60H90V59H89ZM91 60H92V59H91ZM149 60H150V59H149ZM233 60H234V59H233ZM240 60H241V59H240ZM245 60H246V59H245ZM245 60H244V61H245ZM3 61H4V60H3ZM141 61H142V63L145 62V61H143V60H141ZM241 61L243 62V60H241ZM0 62H2V61H0ZM29 62H30V61H29ZM39 62H40V61H39ZM56 62H57V61H56ZM59 62H60V61H59ZM91 62L93 63V61H91ZM95 62H96V61H95ZM149 62H150V61H148L147 63H149ZM203 62H205V61H203ZM230 62H231V61H230ZM239 62H240V61H239ZM239 62H238V63H239ZM247 62H248V61H247ZM8 63H9V62H8ZM47 63H48V62H47ZM112 63H113V62H112ZM194 63H195V62H194ZM212 63H214V62H212ZM244 63H245V62H244ZM262 63H263V62H262ZM29 64H30V63H29ZM65 64H66V63H65ZM89 64H90V63H89ZM89 64H88V65H89ZM95 64H96V63H95ZM144 64H145V63H144ZM153 64H154V63H153ZM207 64H208V63H207ZM209 64H210V62H209ZM224 64H225V63H224ZM250 64H251V62H250ZM1 65H3V64L1 63ZM39 65H40V63H39ZM45 65H46V63H45ZM88 65H87V66H88ZM194 65H195V64H194ZM216 65H217V63L215 64V66H216ZM260 65H261V64H260ZM50 66H51V65H50ZM52 66H53V65H52ZM93 66H94V65H92V67H93ZM218 66H219V65H218ZM221 66H222V64H221ZM35 67H36V66H35ZM142 67H143V66H142ZM174 67H175V66H174ZM183 67H185V66H183ZM191 67H192V66H191ZM216 67H217V66H216ZM216 67H215V68H216ZM6 68H7V67H6ZM52 68H53V67H52ZM52 68H51V69H52ZM68 68H71V67H68ZM89 68H90V67H89ZM97 68H98V67H97V65H96V67H95L94 69H97ZM100 68H101V67H100ZM100 68H98V69H100ZM172 68H173V67H172ZM179 68H180V67H179ZM196 68H197V67H196ZM211 68H213V67H211ZM251 68H252V67H251ZM7 69H8V68H7ZM11 69H12V68H11ZM24 69H25V67H24ZM47 69H48V68H47ZM141 69H142V68H141ZM173 69H174V68H173ZM181 69H182V67H181ZM193 69H194V68H193ZM216 69H217V68H216ZM228 69H229V68H227V70H228ZM17 70H19V69H17ZM20 70H21V69H20ZM34 70H35V69H34ZM40 70H41V69H40ZM40 70H38V72H39ZM54 70H55V68H54ZM58 70H59V69H58ZM218 70H219V69H218ZM220 70H221V68H220ZM227 70H226V71H227ZM4 71H5V69H4ZM9 71H10V70H9ZM12 71H13V70H12ZM12 71H10V72H12ZM45 71H46V70H45ZM93 71L95 72V70H93ZM97 71H98V70H97ZM101 71H102V70H101ZM101 71H99L100 74H101ZM142 71H143V70H142ZM142 71H141V72H142ZM145 71H146V70H145ZM145 71H144V72H145ZM148 71H149V69H148ZM183 71H184V70H183ZM183 71H182V72H183ZM192 71H193V70H192ZM249 71H250V70H249ZM263 71H264V70H263ZM5 72H6V71H5ZM20 72H21V71H20ZM29 72H30V71H29ZM49 72H50V71H49ZM99 72H98V75H99ZM216 72H217V70H216ZM255 72H256V71H255ZM7 73H8V72H7ZM23 73H24V70H23ZM34 73H35V71H34ZM36 73H37V72H36ZM42 73H43V72H42ZM63 73H64V72H63ZM145 73H146V72H145ZM145 73H143V74H145ZM173 73H174V71H173ZM197 73H198V72H197ZM223 73H224V72H223ZM256 73H257V72H256ZM262 73H263V72H262ZM13 74H14V73H13ZM26 74H27V73H26ZM93 74H94V73H93ZM102 74H104V73H102ZM147 74H148V73H147ZM178 74L180 75V72H179ZM263 74H264V73H263ZM8 75H9V74H8ZM16 75H17V74H16ZM16 75H15V76H16ZM50 75H51V74H50ZM155 75H156V74H155ZM171 75H172V74H171ZM175 75H176V71H175ZM183 75H185V74H183ZM205 75H206V74H205ZM231 75H232V74H231ZM233 75L235 76V74H233ZM244 75H245V74H244ZM9 76H11V75H9ZM95 76H96V75H95ZM101 76H102V75H101ZM103 76H104V75H103ZM140 76H142V73H141ZM140 76H139V77H140ZM146 76H147V75H146ZM151 76H152V75H151ZM176 76H178V75H176ZM236 76H237V75H236ZM13 77H14V76H13ZM20 77H22V76L20 75ZM30 77H31V76H30ZM64 77H66V76H64ZM93 77H94V76H93ZM143 77H144V76H143ZM147 77H148V76H147ZM147 77H146V78H147ZM178 77H179V76H178ZM220 77H221V76H220ZM232 77H233V76H232ZM32 78H33V77H32ZM35 78H36V76H35ZM48 78H49V77H48ZM94 78H95V77H94ZM99 78H100V77H99ZM141 78H142V77H141ZM170 78H171V77H170ZM185 78H186V77H185ZM187 78H188V77H187ZM193 78H195V77H193ZM193 78H192V79H193ZM234 78H235V77H233V79H234ZM242 78H243V77H242ZM256 78H257V77H256ZM262 78H263V77H262ZM3 79H4V77H3ZM3 79H2V80H3ZM13 79H14V78H13ZM27 79H28V78H27ZM30 79H31V78H30ZM30 79H29V80H30ZM33 79H34V78H33ZM33 79H32V82H33ZM50 79H52V77H51ZM50 79H49V80H50ZM89 79H90V76H89ZM95 79H96V78H95ZM100 79H102V78H100ZM104 79H105V78H104ZM167 79H168V78H167ZM172 79H173V78H172ZM178 79H179V78H178ZM205 79H207V78L205 77ZM233 79H232V80H233ZM250 79H251V78H250ZM43 80H44V78H43ZM54 80H55V79H54ZM97 80H98V79H97ZM144 80H145V79H144ZM183 80H184V79H183ZM190 80H191V79H189L188 83L191 82ZM193 80H194V79H193ZM227 80H228V79H227ZM235 80H236V81H235ZM235 80H234L235 83H237V79H236V78H235ZM243 80H244V79H243ZM259 80H260V79H259ZM4 81H5V79H4ZM95 81H96V80H95ZM146 81H147V79H146ZM146 81H145V82H146ZM148 81H151V79L148 80ZM148 81H147V82H148ZM172 81H173V80H172ZM185 81H186V80H185ZM241 81H242V80H241ZM241 81H240V82H241ZM245 81H246V80H245ZM2 82H3V81H2ZM2 82H1V83H2ZM20 82H22V81H20ZM20 82H19V83H20ZM28 82H29V81H28ZM34 82H35V81H34ZM36 82H37V81H36ZM40 82H42V81H40ZM40 82H39V83H40ZM52 82H53V81H52ZM98 82H99V80H98ZM101 82H103V81H101ZM161 82H163V81H161ZM169 82H171V81H169ZM176 82H177V81H176ZM181 82H182V81H181ZM218 82H220V81H218ZM230 82H231V81H230ZM230 82H229V84H230ZM240 82H239V84H241ZM242 82H243V81H242ZM6 83H7V82H6ZM29 83H30V82H29ZM61 83H62V82H61ZM179 83H180V80H179ZM184 83H185V82H184ZM191 83H192V82H191ZM243 83H244V82H243ZM14 84H15V83H14ZM98 84H100V82H99ZM145 84H146V83H145ZM158 84H160V82H159ZM193 84H195V83H193ZM193 84H192V85H193ZM197 84H198V83H197ZM244 84H245V83H244ZM248 84H249V83H248ZM18 85H19V84H18ZM33 85H34V83H33ZM49 85H50V83H49L47 86H49ZM151 85H152V84H151ZM151 85H150V86H151ZM169 85H171V84H169ZM195 85H196V84H195ZM199 85H200V84H199ZM218 85H219V84H218ZM258 85H259V84H258ZM258 85H257V86H258ZM15 86H16V85H15ZM15 86H14V88H15ZM23 86H24V85H23ZM25 86H26V85H25ZM94 86H96V85H93V87H94ZM150 86H149V87H150ZM184 86H185V84H184ZM189 86H191V85H189ZM196 86L198 87V85H196ZM196 86H195V87H196ZM241 86H242V85H241ZM251 86H252V85H251ZM251 86H247V87H250V88H251ZM261 86H262V88H263V85H261ZM18 87H19V86H18ZM20 87H21V85H20ZM26 87H27V86H26ZM61 87H62V86H61ZM144 87H145V85H144ZM146 87L148 88V85H147ZM146 87H145V88H146ZM180 87H181V86L179 85V88H180ZM195 87H193V88H195ZM4 88H6V87L4 86ZM23 88H24V87H23ZM23 88H22V89H23ZM74 88H75V87H74ZM181 88H182V87H181ZM184 88H185V87H183L182 89H184ZM188 88H189V87L186 86V90L190 91L189 93H191L192 91L189 90ZM198 88H201V86H199ZM231 88H232V86H231ZM242 88H243V87H242ZM257 88H258V87H257ZM257 88H256V89H257ZM22 89H21V90H22ZM95 89H96V88H95ZM195 89H196V88H195ZM236 89H237V88H235V90H236ZM244 89H245V88H244ZM256 89H255V90H256ZM3 90H4V89H3ZM5 90H6V89H5ZM24 90H25V88H24ZM92 90H93V89H92ZM92 90H91V91H92ZM99 90H100V89H99ZM104 90H105V89H104ZM136 90H138V89H136ZM197 90H198V89H197ZM235 90H234V91H235ZM250 90H251V89H250ZM183 91H184V90H183ZM248 91H249V89H248ZM256 91H257V90H256ZM263 91H264V88H263ZM7 92H9V90H8ZM14 92H15V91H14ZM97 92H99V91H97ZM102 92H103V91H102ZM102 92H101V93H102ZM184 92H185V91H184ZM249 92H250V91H249ZM22 93H23V91H22ZM82 93H83V92H82ZM89 93H90V92H89ZM141 93H142V92H141ZM204 93H205V92H204ZM261 93H262V91H261ZM94 94H95V93H94ZM103 94H104V93H103ZM185 94H186V92H185ZM252 94H254V93H252ZM252 94H250V95H252ZM45 95H46V94H45ZM92 95H93V94H92ZM97 95H98V93H97ZM153 95H154V94H153ZM189 95H190V94H189ZM200 95H202V94H200ZM90 96H91V95H90ZM142 96H143V95H141V97H142ZM185 96H187V95H185ZM192 96H193V95H192ZM213 96H215V95H213ZM252 96H253V95H252ZM254 96H255V95H254ZM1 97H2V96H1ZM3 97H4V96H3ZM43 97H44V96H43ZM95 97H96V96H95ZM107 97H108V96H107ZM109 97H110V96H109ZM141 97H140V98H141ZM152 97H153V96H152ZM152 97H151V98H152ZM188 97H189V96H187V98H188ZM239 97H240V94H239ZM248 97L251 98L250 96H247V98H248ZM22 98H23V96H22ZM45 98H46V97H45ZM50 98H51V97H50ZM97 98H98V97H97ZM135 98H136V95H135ZM137 98H139V97H137ZM156 98H157V97H156ZM185 98H186V97H185ZM185 98H184V99H185ZM187 98H186V99H187ZM202 98H203V97H202ZM23 99H24V98H23ZM69 99H70V98H69ZM123 99H125V98H123ZM152 99L155 100L154 98H152ZM186 99H185V100H186ZM253 99H254V97H253ZM255 99H256V98H255ZM255 99H254V100H255ZM262 99L264 100L263 97H262ZM1 100H2V102H3V99H1ZM10 100H11V99H10ZM13 100H14V99H13ZM21 100H22V99H21ZM54 100H55V99H54ZM75 100H76V99H75ZM143 100H144V98H143ZM146 100H147V99H146ZM146 100H145V101H146ZM150 100H151V99H150ZM179 100H180V99H179ZM195 100H196V99H195ZM208 100H209V99H208ZM55 101H56V100H55ZM62 101H63V100H62ZM69 101H70V100H69ZM148 101H149V100H148ZM156 101H157V99H156ZM177 101H178V100H177ZM181 101H182V100H181ZM210 101H211V100H210ZM239 101H240V100H239ZM257 101H258V100H257ZM257 101H256V102H257ZM9 102H10V101H9ZM9 102H7V103L9 104ZM75 102H76V101H75ZM141 102H143V101H141ZM157 102H159V101H157ZM166 102H167V101H166ZM203 102H205L204 99H203ZM206 102H207V101H206ZM243 102H244V101H243ZM243 102H242V103H243ZM256 102H253V101H252V103H256ZM261 102H262V101H261ZM25 103H26V102H25ZM46 103H47V102H46ZM67 103H69V102H67ZM110 103H111V102H110ZM110 103H109V104H110ZM136 103H137V102H136ZM143 103H144V102H143ZM146 103H147V102H146ZM146 103H144V105H145ZM150 103H151V102H150ZM150 103H149V104H150ZM208 103H209V101H208ZM238 103H239V102H238ZM240 103H241V101H240ZM258 103H259V102H258ZM258 103H257V104H258ZM5 104H6V101H5ZM13 104H14V103H13ZM21 104H22V103H20V105H21ZM50 104H52V101L50 102ZM101 104H103V103H101ZM106 104H107V102H106ZM109 104H107V105H109ZM153 104H154V103H153ZM158 104H159V103H158ZM175 104L177 105V103H175ZM197 104H199V103H197ZM206 104H207V103H205V105L203 106V107H205V109L202 107V108L204 109V112H205V110H206ZM259 104H260V103H259ZM27 105H28V104H27ZM35 105H36V104H35ZM63 105H64V104H63ZM107 105H106V106H107ZM112 105H113V104H112ZM119 105H120V104H118L117 106H119ZM156 105H157V104H156ZM211 105H212V104H211ZM243 105H245V103H244ZM243 105H242V106H243ZM250 105H251V103H250ZM81 106H82V105H81ZM88 106H89V105H88ZM139 106H140V105H139ZM145 106H146V105H145ZM157 106H158V105H157ZM171 106H172V105H171ZM192 106H193V105H192ZM195 106H196V105H195ZM259 106H262V105H259ZM25 107H26V105H25ZM49 107H52V106H49ZM53 107H54V106H53ZM53 107H52V108H53ZM119 107H120V106H119ZM136 107H137V106H136ZM212 107H213V106H212ZM239 107H240V106H239ZM246 107H247V105H246ZM9 108H10V104H9ZM9 108H8L7 110H9ZM11 108H12V109L14 108L13 105H11ZM15 108H17V106H16ZM93 108H94V107H93ZM101 108H102V106H101ZM106 108H107V107H106ZM108 108H110V107L108 106ZM162 108H163V107H162ZM169 108H170V107H169ZM190 108H191V107H190ZM197 108H200V107L197 106ZM209 108H210V106H209ZM214 108H215V107H214ZM256 108H257V107H256ZM260 108H261V107H260ZM18 109H19V107H18ZM18 109H16V110H18ZM25 109H27V108H25ZM47 109H48V108H47ZM64 109H65V108H64ZM75 109H76V108H75ZM122 109H123V108H122ZM137 109H138V108H137ZM215 109H216V108H215ZM244 109H245V108H244ZM257 109H258V108H257ZM262 109H263V108H262ZM3 110H4V109H3ZM27 110H28V109H27ZM108 110H110V109H108ZM119 110H120V108H119ZM123 110H124V109H123ZM141 110H142V109H141ZM155 110H156V109H155ZM157 110H158V107H157ZM161 110H162V109L160 108V111H161ZM163 110H165V109L163 108ZM174 110H175V108H174ZM198 110H199V109H198ZM258 110H260V109H258ZM0 111H1V110H0ZM12 111H14V110H11L10 112H12ZM19 111H20V110H19ZM21 111H23V110H21ZM21 111H20V112H21ZM45 111H46V110H45ZM68 111H69V110H68ZM78 111H79V110H78ZM88 111H89V110H88ZM137 111H138V110H137ZM166 111H167V110H166ZM199 111H200V110H199ZM201 111H203V110H201ZM213 111H214V113H215L216 111H218V109H217L216 111H215V110H213ZM250 111H252V110L250 109ZM8 112H9V111H8ZM14 112L16 113L17 111H14ZM14 112H13V113H14ZM25 112H26V111H25ZM74 112H75V111H74ZM74 112H73V113H74ZM156 112H157V111H156ZM189 112H191V109H190ZM219 112H220V111H219ZM255 112H256V111H255ZM262 112H263V111H262ZM53 113H54V112H53ZM98 113H99V112H98ZM104 113H105V112H104ZM159 113H160V112H159ZM166 113H167V112H166ZM173 113H174V112H173ZM173 113H172V114H173ZM208 113H209V112H208ZM238 113H239V112H238ZM241 113H242V112H241ZM247 113H248V112H247ZM251 113H252V112H251ZM253 113H254V112H253ZM10 114L13 115L12 113H10ZM16 114H17V113H16ZM84 114H85V113H84ZM106 114H107V113H106ZM126 114L128 115V113H126ZM160 114H161V113H160ZM168 114H170V113H168ZM193 114H194V112H193ZM200 114H201V113H200ZM206 114H207V113H206ZM206 114H205V115H206ZM248 114H249V113H248ZM262 114H263V113H261L260 116H261ZM25 115H26V113H25ZM34 115H35V114H34ZM42 115H43V114H42ZM45 115H46V114H45ZM47 115H48V114H47ZM47 115H46V117H48ZM72 115H73V114H72ZM202 115H203V114H202ZM241 115H244V114L242 113ZM250 115H251V114H250ZM21 116H22V113H21ZM39 116H40V115H39ZM161 116H162V114H161ZM166 116H167V115H166ZM207 116H208V115H207ZM244 116H245V115H244ZM262 116H263V115H262ZM12 117H14V116H12ZM17 117H18V116H17ZM44 117H45V116H44ZM44 117H42V118H44ZM103 117H104V116H103ZM103 117H102V118H103ZM114 117H115V116H114ZM116 117H117V116H116ZM154 117H155V116H154ZM154 117H153V118H154ZM157 117H159V115H158ZM193 117H194V116H193ZM200 117L202 118V116H200ZM200 117H197V119L200 118ZM248 117H249V116H248ZM257 117H259V116H257ZM10 118H11V117H10ZM19 118H21V117H19ZM48 118H49V117H48ZM51 118H52V114H51ZM64 118H65V117H64ZM72 118H73V117H72ZM99 118H100V117H99ZM99 118H98V119H99ZM129 118H130V117H129ZM153 118H152V119H153ZM165 118H166V117H165ZM206 118H207V117H206ZM220 118H221V117H220ZM226 118H227V117H226ZM234 118H235V117H234ZM254 118H255V117H254ZM260 118H261V117H260ZM32 119H33V118H32ZM38 119H39V118H38ZM78 119H79V118H78ZM158 119H159V118H158ZM190 119H191V116H190ZM202 119H204V118H202ZM222 119H223V118H222ZM17 120H18V119H17ZM40 120H41V119H40ZM43 120H44V119H43ZM49 120H50V118H49ZM49 120H47V121H49ZM79 120H80V119H79ZM108 120H109V119H108ZM154 120H155V119H154ZM162 120H163V118H162ZM167 120H168V119H167ZM167 120H166V122H167ZM191 120H192V119H191ZM217 120H218V119H217ZM219 120H220V119H219ZM219 120H218V121H219ZM233 120H234V119H233ZM235 120H236V119H235ZM244 120H245V119H244ZM244 120H243V121H244ZM247 120H248V119H247ZM250 120H252V118H251ZM262 120H263V119H262ZM30 121H31V119H30ZM54 121H55V120H54ZM54 121H52V122H54ZM90 121H91V120H90ZM92 121H93V120H92ZM102 121H103V120H102ZM220 121H221V120H220ZM220 121H219V122H220ZM245 121H246V120H245ZM260 121H261V120H260ZM260 121H259V122H260ZM263 121H264V120H263ZM12 122H13V121H12ZM21 122H22V121H21ZM55 122H56V121H55ZM77 122H78V120H77ZM81 122H82V120H81ZM87 122H88V121H87ZM109 122H111V121H109ZM123 122H124V121H123ZM163 122H164V121H163ZM169 122H170V121H169ZM210 122H213V121H210ZM225 122H226V121H225ZM231 122H232V121H231ZM231 122H229V123H231ZM234 122H235V121H234ZM249 122H250V121H249ZM261 122H262V121H261ZM50 123H51V121H50ZM105 123H106V122H105ZM120 123H121V120H120L119 124H120ZM126 123H128V122H126ZM216 123H217V122H216ZM236 123H237V122H236ZM263 123H264V122H263ZM20 124H21V123H20ZM44 124H45V123H44ZM63 124H64V123H62L61 125H63ZM77 124H78V123H77ZM81 124H83V122H82ZM85 124H86V123H85ZM85 124H84L83 126H85ZM166 124H167V123H166ZM188 124H189V123H188ZM200 124H201V123H200ZM234 124H235V123H234ZM244 124H245V122H244ZM254 124H255V123H254ZM258 124H259V123H258ZM9 125H10V124H9ZM32 125H33V124H32ZM70 125H71V124H69V126H70ZM73 125H74V124H73ZM108 125H109V124H108ZM114 125H115V124H114ZM162 125H163V124H162ZM181 125H182V124H181ZM190 125H191V124H190ZM205 125H207V124H205ZM211 125H212V124H211ZM232 125H233V124H232ZM261 125H262V123H261ZM1 126H2V125H1ZM4 126H5V125H4ZM16 126H20V125H17V124H16ZM25 126H26V125H25ZM48 126H49V125H48ZM51 126H53V125L51 124ZM56 126H57V125H56ZM59 126H60V125H59ZM78 126H79V125H78ZM91 126H92V124H91ZM109 126H111V125H109ZM122 126H123V125H122ZM122 126H121V128H122ZM174 126H175V125H174ZM225 126H226V125H225ZM248 126H249V125H248ZM20 127H21V126H20ZM36 127H37V126H36ZM44 127H45V126H44ZM67 127H68V126H67ZM67 127L63 128V131H66L65 129H66ZM89 127H90V126H89ZM113 127H114V126H113ZM118 127H119V126H118ZM154 127H155V126H154ZM175 127H176V126H175ZM189 127H191V126H189ZM207 127H208V125H207ZM207 127H206V128H207ZM210 127H213V126H210ZM223 127H224V126H223ZM228 127H229V126H228ZM240 127H242V126H240ZM256 127H257V126H256ZM16 128H17V127H16ZM42 128H43V127H42ZM54 128H55V127H54ZM83 128H84V127H83ZM121 128H120V129H121ZM123 128H124V129H122V130H125L126 127L123 126ZM160 128H161V127H160ZM171 128H172V127H171ZM218 128H219V129H222V127H221V128L218 127ZM246 128H247V127H246ZM14 129H15V128H14ZM126 129H127V128H126ZM195 129H196V128H195ZM200 129H201V128H200ZM200 129H199V130H200ZM210 129H211V128H210ZM210 129H209V130H210ZM228 129H229V128H228ZM240 129H242V128H240ZM243 129H244V128H243ZM255 129H257V128H255ZM255 129H254V130H255ZM15 130H16V129H15ZM31 130H32V129H31ZM67 130H69V129L67 128ZM70 130H71V129H70ZM86 130H87V129H86ZM122 130H121V131H122ZM150 130H151V129H150ZM150 130H149V131H150ZM170 130H171V129H170ZM207 130H208V129H207ZM207 130H206V131H207ZM209 130H208V131H209ZM223 130H224V128H223ZM226 130H227V128H225L224 131H226ZM245 130H246V129H245ZM257 130H258V129H257ZM1 131H2V130H1ZM87 131H88V130H87ZM91 131H92V130H91ZM119 131H120V130H119ZM206 131H205V132H206ZM214 131H215V129H214ZM220 131L222 132V130H220ZM224 131H223V132H224ZM247 131H248V128H247ZM247 131H246V133H247ZM252 131H253V130H252ZM16 132H17V131H16ZM52 132H53V131H52ZM94 132H95V131H94ZM94 132H91V134H93ZM145 132H146V131H145ZM145 132H144V134H145ZM150 132H151V131H150ZM156 132H157V130H156ZM156 132L154 133L155 135H156ZM223 132H222V134H223ZM227 132H228V131H226V134H227ZM249 132H250V131H249ZM13 133H14V132H13ZM59 133H60V132H59ZM96 133H97V132H96ZM96 133H94V134H96ZM116 133H118V132H116ZM172 133H173V132H172ZM189 133H190V132H189ZM207 133H208V132H207ZM219 133H220V132H219ZM250 133H252V132H250ZM15 134H16V133H15ZM41 134H42V133H41ZM54 134H55V133H54ZM91 134H90V136H91ZM114 134H115V132H114ZM121 134H122V133H121ZM137 134H138V133H137ZM154 134H153V135H154ZM158 134H159V133H158ZM197 134H198V133H197ZM197 134H196V136H197ZM199 134H200V133H199ZM203 134H205V133H203ZM208 134H210V133H208ZM213 134H214V133H213ZM217 134H218V133H217ZM239 134H240V133H239ZM239 134H238V135H239ZM248 134H249V133H248ZM262 134H263V133H262ZM42 135H43V134H42ZM65 135H66V134H65ZM98 135H99V134H98ZM115 135H116V134H115ZM126 135H127V134H126ZM142 135H143V134H142ZM162 135H163V134H162ZM164 135H166V134H164ZM173 135H174V134H173ZM177 135H178V133H177ZM194 135H195V134H194ZM205 135H206V134H205ZM224 135H225V133H224ZM249 135H250V134H249ZM12 136H13V135H12ZM103 136H104V135H103ZM117 136H118V135H117ZM128 136H129V135H128ZM150 136H152V135H150ZM206 136H208V135H206ZM214 136H215V135H214ZM219 136H220V135H219ZM228 136H229V135H228ZM231 136H232V135H231ZM234 136H235V135H234ZM234 136H232V137H234ZM239 136H241V135H239ZM261 136H262V135H261ZM55 137H57V136L55 135ZM91 137H92V136H91ZM100 137H101V136H100ZM104 137H105V136H104ZM113 137H114V136H113ZM118 137H119V136H118ZM134 137H135V136H134ZM160 137H161V135H160ZM162 137H163V136H162ZM212 137H213V136H212ZM212 137H210V139H212ZM221 137H222V135H221ZM252 137H253V136H252ZM11 138H13V137H11ZM15 138H16V137H15ZM57 138H58V137H57ZM96 138H97V137H96ZM108 138H109V137H108ZM122 138H123V137H122ZM135 138H136V137H135ZM144 138H145V137H144ZM158 138H159V137H158ZM188 138H189V137H188ZM193 138H195V137L193 136ZM196 138H197V137H196ZM215 138H216V137H215ZM226 138H227V137H226ZM236 138H239V137H236ZM241 138H242V137H241ZM259 138H260V137H259ZM262 138H263V137H262ZM262 138H261V140H262ZM48 139H50V138H48ZM127 139H128V138H127ZM168 139H170L169 136H168ZM208 139H209V138H208ZM218 139H219V137H218ZM242 139H244V138H242ZM242 139H241V141H242ZM4 140H5V139H4ZM13 140H14V139H13ZM17 140H19V139H17ZM28 140H29V139H28ZM63 140H64V139H63ZM86 140H87V139H86ZM86 140H85V141H86ZM95 140H96V139H95ZM102 140H103V139H102ZM121 140H122V139H121ZM204 140H205V139H204ZM226 140H227V139H226ZM244 140H245V139H244ZM244 140H243V141H244ZM14 141H16V140H14ZM49 141H50V140H49ZM152 141H153V140H152ZM168 141H169V140H168ZM195 141H196V139H195ZM212 141H213V140H212ZM217 141H218V140H217ZM221 141H223V140H221ZM230 141H232V140H230ZM235 141H236V140H235ZM235 141L233 140L232 143L235 142ZM245 141H246V140H245ZM249 141H250V140H249ZM28 142H29V141H28ZM109 142H110V141H109ZM126 142H127V141H126ZM147 142H148V141H147ZM162 142H163V143L160 142L159 145H161V144L163 145V144H164V141H162ZM205 142H206V140H205ZM210 142H211V141H210ZM215 142H216V141H215ZM2 143H3V142H2ZM11 143H12V142H11ZM15 143H16V142H15ZM15 143H14V144H15ZM47 143H48V142H47ZM91 143H92V142H91ZM99 143H100V142H99ZM99 143L96 145L97 147H98ZM103 143H104V142H103ZM103 143H102V144H103ZM112 143H113V142H112ZM128 143H129V142H128ZM151 143H152V142H151ZM156 143H157V142H156ZM190 143H191V142H190ZM192 143H193V142H192ZM192 143H191V144H192ZM194 143H195V142H194ZM206 143H207V142H206ZM244 143H246V142H244ZM244 143H243V144H244ZM248 143H249V142H248ZM260 143H261V142H260ZM260 143L258 142V148H260V146H261ZM26 144H27V141H26ZM26 144H25V145H26ZM110 144H111V143H110ZM119 144H120V142H119ZM126 144H127V143H126ZM208 144H209V140H208ZM215 144H216V143H215ZM215 144H214V145H215ZM221 144L223 145L222 142H221ZM230 144H231V143H230ZM243 144H242V145H243ZM0 145H1V144H0ZM11 145H12V144H11ZM16 145H18V144H16ZM23 145H24V144H23ZM29 145H31V143H30ZM29 145H28V146H29ZM41 145H42V144H41ZM90 145H91V144H90ZM92 145H94V144H92ZM114 145H116V143H114V144L112 145L113 148H115ZM130 145H131V144H130ZM152 145H153V144H152ZM155 145H156V147H157L158 149L161 148L160 146H157V144H155ZM192 145H193V144H192ZM194 145H195V144H194ZM205 145H206V144H205ZM231 145H232V144H231ZM231 145H230V148H231ZM246 145H249V144H244V146H246ZM259 145H260V146H259ZM262 145H264V142H263ZM1 146H2V145H1ZM19 146H20V145H19ZM120 146H121V145H120ZM122 146H123V144H122ZM126 146H127V145H126ZM145 146H146V145H145ZM147 146H148V144H147ZM197 146H199V145H197ZM217 146H218V145H217ZM232 146H233V145H232ZM235 146L237 147V145H235ZM4 147H5V146H4ZM25 147H26V146H25ZM43 147H44V146H43ZM59 147H60V143H59ZM89 147H90V146H89ZM89 147H88V148H89ZM92 147H93V146H92ZM117 147H118V145H117ZM164 147H165V146H164ZM203 147H204V146H203ZM210 147H211V145H210ZM218 147H219V146H218ZM253 147H254V146H253ZM100 148H101V147H100ZM111 148H112V147H111ZM113 148H112V149H113ZM157 148H154V150L157 149ZM220 148H222V147H220ZM232 148H233V147H232ZM239 148H240V147H239ZM14 149H16V148H14ZM42 149H43V148H42ZM95 149H96V148H95ZM97 149H98V148H97ZM104 149H105V146H104ZM106 149H107V148H106ZM109 149H110V148H109ZM115 149H116V148H115ZM122 149H123V147H122ZM158 149H157V150H158ZM175 149H176V148H175ZM192 149H193V148H192ZM199 149H200V147H199ZM204 149H205V148H204ZM206 149H207V148H206ZM209 149H210V148H209ZM218 149H219V148H218ZM255 149H256V148H255ZM2 150H3V149H2ZM28 150H29V147H28ZM51 150H52V149H51ZM58 150H59V149H58ZM107 150H108V149H107ZM124 150H125V149H124ZM143 150H144V149H143ZM201 150H202V149H201ZM221 150H224V149L222 148ZM227 150H228V149H226V151H227ZM238 150H239V149H238ZM261 150H262V149H261ZM19 151H20V150H19ZM19 151H18V153H19ZM30 151H32V150L30 149ZM40 151H41V153L43 154L42 150H40ZM62 151H64V147H63V149L61 150V152H62ZM72 151H73V150H72ZM100 151H101V150H100ZM109 151H111V149H110ZM112 151H113V150H112ZM147 151H148V150H147ZM159 151H162V149L159 150ZM189 151H190V150H189ZM205 151H206V150H205ZM218 151H219V150H218ZM229 151H231V149H230ZM242 151H243V149H242ZM242 151H241V152H242ZM23 152H24V151H23ZM23 152H22V153H23ZM76 152H77V151H76ZM96 152L99 153V149H98V151H96ZM101 152H102V151H101ZM114 152H115V151H114ZM114 152H113V153H114ZM117 152H118V151H117ZM120 152H121V151H120ZM171 152H172V151H171ZM192 152H193V151H192ZM224 152H225V151H224ZM224 152H223V153H224ZM227 152H228V151H227ZM232 152L234 153V152H237V151H235V150L233 151V150H232ZM246 152H247V151H246ZM5 153H8V152H5ZM30 153H31V152H30ZM79 153H80V152H79ZM97 153H95V154L98 156L99 154H97ZM104 153H105V150H104ZM118 153H119V152H118ZM143 153H144V152H143ZM161 153H162V152H161ZM178 153H179V152H178ZM197 153H198V152H197ZM218 153H219V152H218ZM229 153H230V152H229ZM233 153H231V154H233ZM242 153H243V152H242ZM244 153H245V152H244ZM20 154H21V152H20ZM20 154H18L17 156H19ZM23 154H24V153H23ZM25 154H26V153H25ZM75 154H77V153H75ZM100 154H101V153H100ZM105 154H106V153H105ZM122 154H124V153H122ZM149 154H150V153H149ZM158 154H159V153H158ZM172 154H173V153H172ZM195 154H196V153H195ZM202 154H203V153H202ZM227 154H228V153H227ZM45 155H46V154H45ZM93 155H94V154H93ZM101 155H103V154H101ZM120 155H121V154H120ZM145 155H146V154H144V156H145ZM150 155H151V154H150ZM156 155H157V154H156ZM223 155H224V154H223ZM246 155H247V154H246ZM1 156H2V153H1ZM22 156H23V155H22ZM31 156H33V155H31ZM35 156H36V154H35ZM76 156H78V154H77ZM76 156H75V157H76ZM97 156H96V157H97ZM99 156H100V155H99ZM109 156H110V155H109ZM111 156H113V154H111ZM122 156H123V155H122ZM144 156H142V157H144ZM147 156H148V154H147ZM194 156H195V155H194ZM226 156H227V155H226ZM228 156H229V155H228ZM242 156H243V154H242ZM250 156H251V155H250ZM2 157H3V156H2ZM19 157H20V159L22 158L21 156H19ZM19 157H18V159H19ZM44 157H45V156H44ZM62 157H63V156H62ZM62 157H60V158H62ZM102 157H103V156H102ZM153 157H154V156H152V158H153ZM169 157H170V156H169ZM208 157H209V156H208ZM213 157H214V156H213ZM9 158H12V159H13V157H11V156H10ZM31 158H32V157H31ZM31 158L29 157V160H30ZM51 158H52V157H51ZM98 158H99V157H98ZM112 158H113V157H112ZM152 158H151V159H152ZM167 158H168V157H167ZM167 158H166V159H167ZM199 158H200V157H199ZM209 158H210V157H209ZM223 158H224V157H223ZM233 158H234V157H233ZM240 158H241V157H240ZM251 158H252V156H251ZM251 158L249 157V160H248V161H250V160L253 159V158H252V159H251ZM23 159H24V157H23ZM43 159H44V158H43ZM43 159H42V160H43ZM106 159H107V157L105 158V163H106V161H107ZM113 159H114V158H113ZM121 159H123V157H121ZM162 159H163V158H162ZM171 159H172V157H171ZM197 159H198V158H197ZM221 159H222V158H221ZM235 159H236V158H235ZM10 160H11V159H10ZM14 160H15V158H14ZM29 160H25L26 163H24V164H27V161H29ZM46 160H47V159H46ZM69 160H70V159H69ZM77 160H78V159H77ZM102 160H104V158H103ZM153 160H154V159H153ZM202 160H204V159H202ZM223 160H224V159H223ZM223 160H222V162H223ZM8 161H9V160H8ZM16 161H17V159H16ZM20 161H21V160H20ZM66 161H67V160H66ZM78 161H79V160H78ZM169 161H170V159H169ZM232 161H233V159H232ZM248 161H247V164H248ZM0 162H1V161H0ZM12 162H13V161H12ZM21 162H22V161H21ZM21 162H20V163H21ZM23 162H24V160H23ZM74 162H75V161H74ZM96 162H97V161H96ZM100 162H101V161H100ZM109 162H110V160H109ZM109 162H108V163H109ZM151 162H152V161H151ZM237 162H238V161H237ZM13 163H14V162H13ZM33 163H34V161H33ZM57 163H58V162H57ZM79 163H80V162H79ZM82 163H83V161H82ZM145 163H146V162H145ZM211 163H212V162H211ZM214 163H215V162H214ZM214 163H213V164H214ZM263 163H264V162H263ZM3 164H4V163H3ZM10 164H11V163H10ZM10 164H7V165L9 166ZM22 164H23V163H22ZM48 164H49V163H48ZM59 164H60V163H59ZM66 164H67V163H66ZM98 164H99V163H98ZM109 164H110V163H109ZM114 164H115V163H114ZM118 164H119V163H118ZM143 164H144V162H143ZM209 164H210V163H209ZM227 164H229V163H227ZM227 164H226V165H227ZM243 164H244V163H243ZM243 164H242V165H243ZM247 164H246V165H247ZM13 165H14V164H13ZM15 165H16V164H15ZM15 165H14V166H15ZM19 165H20V164H19ZM30 165H31V164H30ZM64 165H65V164H64ZM68 165H69V164H68ZM76 165L79 166V164H76ZM85 165H88V164H85ZM100 165H101V164H100ZM103 165H104V164H103ZM105 165H106V164H105ZM249 165H250V163H249ZM251 165H252V164H251ZM5 166H6V165H5ZM16 166H17V165H16ZM22 166H23V165H22ZM22 166H21V167H22ZM50 166H51V165H50ZM56 166L58 167V164H57ZM146 166H147V163H146ZM159 166H160V165H159ZM163 166H164V164H163ZM163 166H162V167H163ZM217 166H218V164H217ZM220 166H221V165H220ZM223 166H224V165H223ZM17 167H18V166H17ZM64 167H67V165L64 166ZM84 167H87V166H84ZM84 167H83V168H84ZM88 167H89V166H88ZM102 167H103V166L101 165V169H102ZM110 167H111V166H110ZM113 167H114V166H113ZM162 167H161V168H162ZM197 167H198V166H197ZM237 167H238V166H237ZM242 167H243V166H242ZM246 167H247V166H246ZM256 167L258 168L257 165H256ZM4 168H5V167H4ZM6 168H7V167H6ZM11 168H12V167H11ZM11 168H10V169H11ZM83 168L81 167V169H83ZM98 168H99V167H98ZM104 168H105V166H104ZM108 168H109V167H108ZM141 168H142V167H141ZM141 168H140V170H141ZM149 168H150V167H149ZM149 168H147V169H149ZM169 168H170V167H169ZM171 168H172V167H171ZM198 168H199V167H198ZM204 168H205V166H204ZM204 168H203V169H204ZM224 168H225V166H224ZM234 168H236V167H234ZM244 168H245V167H244ZM250 168H252V167H250ZM260 168H261V167H260ZM23 169H25V165L23 166ZM33 169H34V168H33ZM33 169H32V170H33ZM54 169H55V168H54ZM56 169H57V168H56ZM56 169H55V170H56ZM78 169H79V168H78ZM86 169H88V168H86ZM136 169H137V168H136ZM142 169H143V168H142ZM157 169H158V168H157ZM159 169H160V168H159ZM164 169H165V168H164ZM189 169H190V168H189ZM213 169H214V168H213ZM239 169H240V168H239ZM252 169H254V168H252ZM255 169H256V168H255ZM4 170H5V169H4ZM15 170H16V167H15ZM21 170H22V168H21ZM21 170L18 171V173L21 172ZM35 170H36V169H35ZM40 170H41V168H39V172H40ZM97 170H98V169H97ZM108 170H109V169H108ZM137 170H138V169H137ZM160 170H162V169H160ZM171 170H172V169H171ZM177 170H178V169H177ZM216 170H217V168H216ZM219 170H220V169H219ZM241 170H242V169H241ZM0 171H1V169H0ZM6 171H7V169H6ZM37 171H38V169L36 170V172H37ZM57 171H58V170H57ZM84 171H85V170H84ZM110 171H111V170H110ZM114 171H115V170H114ZM119 171H120V170H119ZM138 171H139V170H138ZM149 171H151V169H150ZM149 171H148V173H149ZM155 171H158V170H155ZM165 171H166V170H165ZM172 171H173V170H172ZM195 171H196V169H195ZM198 171H199V170H198ZM204 171H205V170H204ZM213 171H214V170H213ZM237 171H238V170H237ZM8 172H9V171H8ZM23 172H25V171H23ZM29 172H30V171H29ZM32 172H33V171H32ZM39 172H37V173L39 174ZM41 172H42V171H41ZM61 172H63V171H61ZM77 172H78V171H77ZM77 172H76V173H77ZM96 172H97V171H96ZM96 172H95V175H96ZM98 172H99V171H98ZM111 172H112V171H111ZM115 172H116V171H115ZM162 172H163V170H162ZM199 172H200V171H199ZM207 172H208V171H207ZM222 172H223V171H222ZM235 172H236V169H235ZM235 172H234V173H235ZM240 172H241V171H240ZM240 172H239V173H240ZM258 172H259V171H258ZM6 173H7V172H6ZM6 173H5V174H6ZM13 173H15V172H13ZM13 173H12V174H13ZM56 173H57V172H56ZM78 173H80V172H78ZM105 173H106V172H105ZM113 173H114V172H113ZM168 173H169V175H170V172H168ZM204 173H205V172H204ZM236 173H237V172H236ZM247 173H248V172H247ZM10 174H11V173H9V176H10ZM21 174H22V173H19L20 177H23V179H24L25 177L22 176ZM61 174H62V173H61ZM64 174H65V173H64ZM82 174H83V172H82ZM82 174H81V175H82ZM89 174H90V173H89ZM91 174H92V173H91ZM107 174H108V173H107ZM111 174H112V173H111ZM111 174H110V175H111ZM142 174H143V176L147 175V174L144 175V173H142ZM172 174H173V173H172ZM193 174H194V173H193ZM196 174H199V173H196ZM219 174H220V173H219ZM222 174H223V173H222ZM222 174H221V175H222ZM1 175H2V174H1ZM6 175H7V174H6ZM19 175H18V176H19ZM26 175H27V174H26ZM32 175H33V174H32ZM76 175H77V177H78V174H76ZM154 175H155V174H154ZM212 175H213V174H212ZM214 175H215V174H214ZM232 175H233V174H232ZM237 175H238V174H237ZM239 175H240V174H239ZM11 176H12V175H11ZM18 176H17V177H18ZM35 176H36V175H35ZM35 176H34V177H35ZM40 176H41V174H40ZM40 176H39V177H40ZM48 176H49V175H48ZM114 176H115V175H114ZM121 176H122V175H121ZM147 176H148V175H147ZM150 176H151V175H150ZM191 176H192V175H191ZM204 176H205V174H204ZM219 176H220V175H218V177H219ZM240 176H241V175H240ZM242 176H243V175H242ZM245 176H246V175H245ZM250 176H251V175H250ZM2 177L4 178L3 175H2ZM6 177H7V176H6ZM30 177H31V176H30ZM44 177H45V176H44ZM51 177H52V176H51ZM89 177H90V176H89ZM92 177H93V176H92ZM103 177H104V176H103ZM110 177H111V176H110ZM112 177H113V176H112ZM166 177H167V176H166ZM214 177H215V176H214ZM230 177H231V176H230ZM230 177H229V180H230ZM232 177H234V176H232ZM255 177H256V176H255ZM262 177H263V176H262ZM48 178H49V177H48ZM68 178H70V177H68ZM79 178H81V176H80ZM97 178H98V177H97ZM101 178H102V177H101ZM107 178H108V176H107ZM107 178H106V180H107ZM115 178H116V177H115ZM146 178H147V177H146ZM170 178H171V177H170ZM170 178H169V179H170ZM194 178H195V177H194ZM194 178H193V179H194ZM203 178H205V177H203ZM239 178H240V177H239ZM247 178H249V177H247ZM256 178H257V177H256ZM30 179H31V178H30ZM34 179H35V178H34ZM45 179H46V178H45ZM45 179H44V180H45ZM51 179H55V178H51ZM75 179H76V178H75ZM87 179H88V178H87ZM94 179H95V177H94ZM98 179H100V177H99ZM113 179H114V178H113ZM149 179H150V178H149ZM153 179H154V178H153ZM206 179L209 181L208 178H206ZM218 179H220V178H218ZM245 179H246V178H245ZM25 180H26V179H25ZM25 180L23 181L24 184H25ZM32 180H33V179H32ZM64 180H65V179H64ZM66 180H68V179H66ZM76 180H77V179H76ZM165 180H166V179H165ZM212 180H213V178H212ZM214 180H215V179H214ZM222 180H224V178H222ZM227 180H228V179H227ZM246 180H247V179H246ZM4 181H5V180H4ZM29 181H30V180H29ZM36 181L38 182V180H36ZM45 181H47V179H46ZM51 181H52V180H51ZM53 181H54V180H53ZM55 181H56V180H55ZM78 181H79V180H78ZM87 181H88V180H86V182H87ZM93 181H94V180H92V182H93ZM98 181H99V180H98ZM111 181H112V180H111ZM115 181H116V180H115ZM160 181H161V180H160ZM193 181H194V180H193ZM225 181H226V180H225ZM240 181H241V180H240ZM12 182H13V181H12ZM20 182H21V181H20ZM27 182H28V180H27ZM117 182H118V181H117ZM141 182H142V179H141ZM146 182H148V181H146ZM174 182H175V181H174ZM199 182H200V181H199ZM209 182H212V181H209ZM241 182H242V181H241ZM244 182H245V181H244ZM4 183H5V182H4ZM48 183H50V182H48ZM51 183H52V182H51ZM58 183H59V182H58ZM61 183H62V182H61ZM78 183H79V182H78ZM81 183H82V182H81ZM109 183H110V182H109ZM112 183L114 184L115 182H112ZM112 183L109 184V185L111 186ZM143 183H144V182H143ZM143 183H142V184H143ZM149 183H150V182H149ZM163 183H164V182H163ZM168 183L170 184L169 181H168ZM168 183L166 182V184H168ZM171 183H172V182H171ZM228 183H229V182H228ZM235 183H236V182H235ZM19 184H20V183H19ZM24 184H23V185H24ZM38 184H39V183H38ZM173 184H174V183H173ZM244 184H246V183H244ZM6 185H7V184H6ZM48 185H49V184H48ZM51 185H52V184H51ZM75 185H76V183H75ZM75 185H74V186H75ZM79 185H80V184H79ZM87 185H88V183H87ZM87 185H86V186H87ZM140 185H141V184H140ZM150 185H151V184H150ZM156 185H157V184H156ZM174 185H175V184H174ZM177 185H178V184L176 183V186H177ZM213 185H215V184H213ZM216 185H217V184H216ZM216 185H215V186H216ZM260 185H261V184H260ZM260 185H259V188L261 187ZM25 186H26V184H25ZM81 186H82V185H81ZM81 186H80V187H81ZM133 186H134V185H133ZM146 186H148V185H146ZM151 186H152V185H151ZM157 186H158V185H157ZM161 186H162V185H161ZM172 186H173V185H172ZM194 186H195V185L193 184V187H194ZM257 186H258V185H257ZM14 187H15V186H14ZM27 187L29 188V186H27ZM27 187H25L26 190H27ZM49 187H51V186H49ZM49 187H48V188H49ZM52 187H53V186H52ZM55 187H56V186H55ZM58 187H59V186H58ZM76 187H77V185H76ZM83 187H85V186H84V183H83ZM89 187H90V186H89ZM91 187H92V186H91ZM93 187H94V186H93ZM115 187H116V186H115ZM142 187H143V186H142ZM165 187H166V186H165ZM167 187H168V186H167ZM167 187H166V188H167ZM173 187H174V186H173ZM181 187H182V186H181ZM235 187H236V185H235ZM19 188H20V186H19ZM40 188H41V187H40ZM53 188H54V187H53ZM117 188H118V187H117ZM174 188H175V187H174ZM179 188H180V187H179ZM191 188H192V187H191ZM262 188H263V190H264V185H263ZM262 188H261V189H262ZM5 189H6V188H5ZM5 189H4V190H5ZM8 189H9V188H8ZM22 189L24 190V188H22ZM22 189H21V190H22ZM72 189H73V188H72ZM79 189H80V188H79ZM89 189H90V188H89ZM109 189H111V188L109 187ZM109 189H107V190H109ZM112 189H113V188H112ZM115 189H116V188H114V190H115ZM155 189H156V188H155ZM170 189H173V188H170ZM175 189H176V188H175ZM181 189H182V188H181ZM184 189H185V187H184ZM194 189H195V188H194ZM215 189H216V188H215ZM256 189H257V188H256ZM256 189H255V190H256ZM23 190H22L21 192H23ZM74 190H75V189H74ZM91 190H92V189H91ZM91 190H90V191H91ZM107 190L105 189V191H107ZM114 190H113V191H114ZM134 190H135V189H134ZM185 190H186V189H185ZM5 191H6V190H5ZM7 191H8V190H7ZM15 191H16V190H15ZM38 191H39V190H38ZM45 191H46V193H47V190H45ZM95 191H96V190H95ZM119 191H120V190H119ZM142 191H143V188H142ZM158 191H159V190H158ZM158 191H157V192H158ZM173 191H174V190H173ZM183 191H184V190H183ZM190 191H192V190L190 189ZM194 191H195V190H194ZM221 191H222V190H221ZM229 191H230V190H229ZM0 192H1V191H0ZM24 192H25V191H24ZM28 192H29V191H28ZM32 192H33V191H32ZM50 192H51V189H50ZM53 192H54V191H53ZM76 192H77V191H76ZM133 192H134V191H133ZM162 192H163V190H162ZM261 192H263V191H261ZM8 193H9V191H8ZM38 193H39V192H38ZM41 193H42V191H41ZM48 193H49V192H48ZM66 193H67V192H66ZM84 193H85V190H84ZM89 193H90V192H89ZM89 193H88V194H89ZM100 193H101V192H100ZM103 193H104V192H103ZM147 193H148V192H147ZM151 193H152V192H151ZM158 193H159V192H158ZM181 193H183V192H181ZM191 193H192V192H191ZM215 193H216V191H215ZM220 193H221V192H220ZM21 194H22V193H21ZM36 194H37V193H36ZM43 194H44V193H43ZM63 194H64V193H63ZM73 194H74V193H73ZM81 194H83V193H81ZM134 194H135V193H134ZM192 194H193V193H192ZM218 194H219V193H218ZM229 194H230V193H229ZM236 194H237V193H236ZM259 194H260V193H259ZM31 195H32V193H31ZM38 195H40V194H38ZM44 195H45V194H44ZM83 195H84V194H83ZM96 195H97V194H96ZM101 195H102V194H101ZM112 195H115V194H112ZM112 195H111V196H112ZM119 195H120V194H119ZM124 195H125V194H124ZM140 195L142 196L143 193H141ZM156 195H157V194H156ZM163 195H165V194L163 193ZM177 195H180V194L177 193ZM187 195H188V194H187ZM207 195H208V194H207ZM215 195H216V194H215ZM257 195H258V194H257ZM262 195H264V194H262ZM22 196H24V195H22ZM26 196H27V195H26ZM35 196H36V195H35ZM41 196H42V195H41ZM67 196H68V195H67ZM69 196H70V193H69ZM75 196H77V195H75ZM89 196H90V195H89ZM91 196H92V195H91ZM93 196H94V194H93ZM97 196H98V195H97ZM99 196H100V195H99ZM109 196H110V195H107L108 200H109ZM120 196H122V195H120ZM129 196H130V195H129ZM129 196H128V198H129ZM135 196H136V195H134V197H135ZM145 196H146V195H145ZM152 196H153V195H152ZM184 196H185V195H183V197H184ZM189 196H190V195H188V197H189ZM209 196H210V195H209ZM19 197H20V196H19ZM29 197H30V196H29ZM29 197H28V198H29ZM31 197H33V196H31ZM37 197H38V196H37ZM37 197H36V198H37ZM42 197H43V196H42ZM44 197H45V196H44ZM81 197H82V196H81ZM100 197H103V196H100ZM131 197H132V195H131ZM138 197H140V196H137V198H138ZM177 197H180V196H177ZM181 197H182V194H181ZM181 197H180V198H181ZM230 197H231V196H229V198H230ZM36 198H34V199H36ZM95 198H96V197H95ZM95 198H94V199H95ZM103 198H104V197H103ZM105 198H106V196H105ZM121 198H123V197H121ZM125 198H126V197H125ZM185 198H186V197H185ZM189 198H190V197H189ZM196 198H197V196H196ZM221 198H222V197H221ZM248 198H249V195H248ZM259 198H261V197H259ZM2 199H3V198H2ZM14 199H15V198H14ZM20 199H23V198L20 197ZM20 199H19V200H20ZM75 199H76V197H75ZM77 199H78V198H77ZM89 199H90V198H89ZM92 199H93V198H92ZM92 199H91V200H92ZM98 199H99V198H98ZM141 199H142V197H141ZM151 199H152V197H151ZM211 199H212V197H211ZM242 199H243V198H242ZM242 199H241V200H242ZM11 200H13V198H12ZM25 200H26V199H25ZM25 200H23V201H25ZM30 200H31V199H30ZM30 200H29V202H30ZM36 200H37V199H36ZM42 200H43V199H41V201H42ZM44 200H45V199H44ZM56 200H57V199H56ZM111 200H112V198H111ZM114 200H115V199H114ZM114 200H112L113 203H114ZM119 200H120V199H119ZM121 200H123V205H124V203H126V201H125L126 199H125V200H124V199H121ZM132 200H134V199H130V201H132ZM136 200H137V199H136ZM136 200H134V201H136ZM160 200H161V197H160ZM183 200H184V199H183ZM188 200H189V199H188ZM192 200H193V197H192ZM198 200H199V199H198ZM213 200H214V199H213ZM217 200H218V199H217ZM219 200H220V198H219ZM230 200H231V199H230ZM232 200H233V199H232ZM238 200H239V199H238ZM243 200H244V199H243ZM23 201H22V202H23ZM75 201H76V200H75ZM78 201H79V200H78ZM95 201H96V200H95ZM95 201H94V202H95ZM106 201H107V200H106ZM138 201H139V200H137V202H138ZM205 201H206V200H205ZM234 201H235V200H234ZM256 201H257V200H256ZM256 201H255V202H256ZM12 202H14V201H12ZM25 202H27V201H25ZM36 202H37V201H36ZM63 202H64V201H63ZM63 202H62V203L59 202V203L62 204L61 206L65 207V203L63 204ZM102 202H104V201H102ZM140 202H141V201H140ZM142 202H144V201H142ZM164 202H165V201H164ZM164 202H162V203H164ZM183 202H184V201H183ZM196 202H197V201H196ZM196 202H194V203H196ZM209 202H210V201H209ZM223 202H224V201H223ZM236 202H237V201H236ZM244 202H245V201H244ZM257 202H258V201H257ZM10 203H11V202H10ZM10 203H9V205H11ZM15 203H16V202H15ZM19 203H20V202H19ZM27 203H28V202H27ZM44 203H45V202H44ZM48 203H49V201H48ZM48 203H47V206L50 204V203H49V204H48ZM84 203H85V202H84ZM107 203H108V202H107ZM135 203H136V202H135ZM146 203H147V202H146ZM150 203H151V202H150ZM167 203H168V202H167ZM167 203H166V204H167ZM191 203H192V202H191ZM221 203H222V202H221ZM226 203H227V202H226ZM228 203H229V201H228ZM230 203H231V202H230ZM247 203H248V202H247ZM260 203H261V202H260ZM29 204H30V203H29ZM56 204H57V202H56ZM67 204H68V203H67ZM67 204H66V205H67ZM97 204H98V203H97ZM104 204H105V203H104ZM120 204H122V203H120ZM126 204H127V203H126ZM136 204H137V203H136ZM138 204H140V203L138 202ZM241 204L244 205V203H241ZM248 204H249V203H248ZM248 204H247V205H248ZM253 204H255V203H253ZM261 204H262V203H261ZM12 205H13V204H12ZM24 205H25V204H24ZM33 205H34V204H33ZM101 205H102V204H101ZM112 205H113V204H112ZM115 205H116V204H115ZM117 205H118V203H117ZM129 205H130V204H129ZM129 205H128V206H129ZM144 205H145V204L142 205V206H143L142 209H145V208H144ZM148 205H149V204H148ZM154 205H155V204H154ZM167 205H168V204H167ZM169 205H170V203H169ZM174 205H175V204H174ZM205 205H209V204L207 203V204H205ZM259 205H260V204H259ZM15 206H16V205H15ZM21 206H22V205H21ZM47 206H45V207H47ZM61 206H59V207L61 208ZM80 206H81V205H80ZM80 206H79V207H80ZM97 206L99 207V205H97ZM119 206H120V208H122V205H119ZM131 206H132V205H131ZM184 206H186V204H185ZM224 206H225V205H224ZM227 206H228V205H227ZM240 206H241V205H240ZM244 206H245V205H244ZM244 206H243V207H244ZM253 206H254V205H253ZM8 207H9V206H8ZM32 207H33V206H32ZM38 207H41V205L38 206ZM45 207H44V208H45ZM67 207H68V206H67ZM74 207H75V205H74ZM79 207H77V208L79 209ZM95 207H96V206H95ZM114 207H116V206H114ZM151 207H152V206H151ZM155 207H156V206H155ZM160 207H161V205H160ZM162 207H163V206H162ZM162 207H161V208H162ZM166 207H167V206H166ZM166 207H165V209H166ZM182 207H183V205H182ZM182 207H181V209H182ZM202 207H203V204H202ZM218 207H219V206H218ZM236 207L238 208V206H235V208H236ZM247 207H248V206H247ZM247 207H246V208H247ZM254 207H255V206H254ZM0 208H1V207H0ZM15 208H17V206L14 207V209H15ZM19 208H20V207H19ZM22 208H23V207H22ZM25 208H26V207H25ZM25 208H24V209H25ZM30 208H31V207H30ZM36 208H37V207H36ZM87 208H88V207H87ZM90 208H91V207H90ZM116 208H117V207H116ZM128 208H129V207H128ZM149 208H150V206H149ZM163 208H164V207H163ZM173 208H174V207H173ZM183 208H185V207H183ZM203 208H204V207H203ZM205 208H207V206H206ZM219 208H220V207H219ZM219 208H218V209H219ZM224 208H225V207H224ZM227 208H228V207H227ZM255 208H256V207H255ZM10 209H11V208H10ZM40 209H41V208H40ZM46 209H47V208H46ZM61 209H62V208H61ZM64 209H65V208H64ZM98 209H99V208H98ZM113 209H114V208H113ZM118 209H119V207H118ZM137 209H138V208H137ZM151 209H152V208H151ZM158 209H159V208H158ZM158 209H157V210H158ZM175 209H176V208H175ZM230 209H231V208H230ZM240 209H241V208H240ZM242 209H243V208H242ZM242 209H241V210H242ZM22 210H23V209H22ZM29 210H30V209H29ZM93 210H94V209H93ZM99 210H100V209H99ZM119 210H120V209H119ZM121 210H122V209H121ZM140 210H141V209H140ZM162 210H163V209H162ZM182 210H184V209H182ZM199 210H200V208H199ZM213 210H214V209H213ZM263 210H264V209H263ZM38 211H39V210H38ZM41 211H42V210H41ZM50 211H51V209H50ZM50 211H49V212H50ZM52 211H54V210H52ZM55 211H57V210H55ZM61 211H63V210H61ZM94 211H97V210H94ZM105 211H106V209H105ZM105 211H103V212H105ZM111 211H113V210H111ZM114 211H115V209H114ZM123 211H124V210H123ZM160 211H161V210H160ZM167 211H168V209H167ZM172 211H174V209H173ZM177 211H178V210H177ZM179 211H180V210H179ZM179 211H178V213H179ZM184 211H186V210H184ZM187 211H188V210H187ZM193 211H195V215H196V214H197L196 211H198V210L196 209V210H193ZM203 211H204V209H203ZM205 211H206V210H205ZM205 211H204V212H205ZM237 211H240V210L238 209ZM254 211H255V210H254ZM12 212H14V211H12ZM44 212H46V211H44ZM44 212H43V213H44ZM49 212H48V213H49ZM65 212H66V211H65ZM120 212H121V211H120ZM131 212H132V211H131ZM153 212H154V211H153ZM156 212H157V211H156ZM188 212H189V211H188ZM191 212H192V211H191ZM214 212L216 213V211H214ZM223 212H225V211H223ZM241 212H242V211H241ZM241 212H239V213H241ZM249 212H250V210H249ZM43 213L41 212L40 214H43ZM60 213L62 214V212H60ZM67 213H70V212L68 211ZM67 213H64V214L68 215ZM73 213H74V212H73ZM77 213H78V211H77ZM77 213H76V214H77ZM92 213H94V215H95V212H91L90 214H92ZM101 213H102V212H101ZM116 213L118 214V212H116ZM201 213L203 214V212H201ZM227 213H228V212H227ZM227 213H226V215H227ZM239 213H237L238 216H239ZM243 213H245V212H243ZM253 213H254V212H253ZM1 214H2V213H1ZM1 214H0V216H1ZM40 214H38V215H40ZM44 214H45V213H44ZM49 214H51V213H49ZM97 214H98V213H97ZM120 214H122V213H120ZM141 214H142V213H141ZM158 214H159V211H158ZM172 214L175 215V214H176V210H175ZM172 214L170 213V215H172ZM192 214H193V212H192ZM198 214H200V211H199ZM218 214H219V213H218ZM230 214H231V213H230ZM237 214H235V216H236ZM71 215H72V214H71ZM146 215H147V214H146ZM151 215H153V214H151ZM177 215H178V214H177ZM177 215H176V216H177ZM209 215H210V214H209ZM219 215H220V217H221V215H223L222 212H221ZM249 215H250V214H249ZM15 216H16V215H15ZM17 216H18V215H17ZM24 216H26V215H24ZM28 216H29V215H27L26 218H27ZM43 216H44V215H43ZM51 216H52V215H51ZM64 216H65V215H64ZM68 216H70V215H68ZM88 216H89V215H88ZM108 216H109V215H108ZM117 216H118V215H117ZM123 216H124V215H123ZM147 216H148V215H147ZM160 216H162V215H157V217H160ZM189 216H190V215H189ZM192 216H194V215H192ZM216 216H217V215H216ZM240 216H241V215H240ZM243 216H244V215H243ZM246 216H247V214H246ZM251 216H252V215H251ZM11 217H12V216H11ZM49 217H50V215H49ZM59 217H60V216H59ZM59 217H58V218H59ZM81 217H82V216H81ZM93 217L95 218V216H93ZM98 217H99V215H98ZM104 217H105V216H104ZM126 217H127V216H125V218H126ZM137 217H138V216H137ZM141 217H142V216H141ZM144 217H145V216H144ZM149 217H150V216H149ZM151 217H152V216H151ZM174 217H175V216H174ZM178 217H180V216H178ZM178 217H177V218H178ZM184 217H185V216H184ZM195 217H196V216H195ZM212 217H213V216H212ZM227 217H228V215H227ZM244 217H245V216H244ZM18 218H19V217H18ZM18 218H17V219H18ZM29 218H30V216H29ZM29 218H28V219H29ZM36 218H37V217H36ZM40 218H41V216L39 217L38 220H40ZM53 218H54V217H53ZM67 218H68V217H67ZM70 218H71V217H70ZM76 218L78 219V217H76ZM90 218H91V217H90ZM99 218H101V217H99ZM111 218H112V217H111ZM111 218H109V219H111ZM115 218H116V217H115ZM118 218H119V217H118ZM123 218H124V217H123ZM123 218H122V219H123ZM127 218H128V217H127ZM129 218H130V217H129ZM139 218H140V217H139ZM145 218H147V217H145ZM145 218H144V219H145ZM165 218H166V217H165ZM171 218H172V217H171ZM193 218H194V217H193ZM213 218H214V217H213ZM232 218H233V217H232ZM242 218H243V217H242ZM8 219H9V217H8ZM14 219H15V218H14ZM21 219H23V218H21ZM43 219L45 220L44 217H43ZM48 219L50 220V218H48ZM87 219H88V218H87ZM91 219H92V218H91ZM97 219H98V218H97ZM103 219H104V218H103ZM113 219H114V218H113ZM113 219H111L110 221L112 222ZM119 219H120V218H119ZM150 219H151V218H150ZM162 219H163V218H161V220H162ZM178 219H180V218H178ZM178 219H177V220H178ZM199 219H200V218H199ZM246 219H247V218H246ZM246 219H245V220H246ZM254 219H255V218H254ZM10 220H11V219H10ZM10 220H9V221H10ZM25 220H26V219H25ZM71 220H72V219H71ZM71 220H70V221H71ZM74 220H75V222L77 221L76 219H74ZM92 220H93V222H94L96 219H95V220L92 219ZM92 220H91V222H92ZM129 220H130V219H129ZM161 220H160V221H161ZM181 220H182V219H181ZM189 220H190V219H189ZM195 220H196V219H195ZM200 220H201V219H200ZM211 220H212V218H211ZM217 220H218V219H215V221H217ZM240 220H241V219H240ZM250 220H251V219H250ZM1 221H2V220H1ZM9 221H8V222H9ZM40 221H41V220H40ZM46 221H47V220H46ZM114 221H116V220H114ZM114 221H113V222H114ZM126 221H127V219H126ZM130 221H131V220H130ZM130 221H128V222H130ZM145 221H146V220H145ZM145 221H144V223H145ZM149 221H151V220H148V224L150 223ZM157 221H159V219H157ZM160 221H159V222H160ZM179 221H180V220H179ZM213 221H214V220H213ZM228 221H229V220H228ZM255 221H256V220H255ZM255 221H253V222H255ZM2 222H3V221H2ZM6 222H7V219H6ZM26 222H28V221H26ZM66 222H67V221H66ZM86 222H87V221H86ZM108 222H109V221H108ZM108 222H106V223H108ZM111 222H110V223H111ZM113 222H112V223H113ZM116 222H117V221H116ZM116 222H115V223H116ZM123 222H124V221H123ZM137 222H138V221H137ZM137 222H136V223H137ZM151 222H152V221H151ZM159 222H158V223H159ZM164 222H165V220H164ZM183 222H184V220H183ZM188 222H189V221H187V223H188ZM208 222H209V221H208ZM230 222H231V221H230ZM230 222H229V223H230ZM253 222H252V224H253ZM35 223H36V220H35ZM42 223H43V222H42ZM57 223H58V222H57ZM115 223H113V225H114ZM120 223H121V222H120ZM132 223H133V222H132ZM144 223H143V225H144ZM185 223H186V222H184V224H185ZM192 223H193V222H192ZM196 223H197V221H196ZM214 223H215V222H214ZM219 223H220V222H219ZM233 223H235V222H233ZM239 223H241V222H239ZM262 223H263V222H262ZM19 224H20V223H19ZM38 224H39V223H38ZM43 224H44V223H43ZM48 224H49V223H48ZM50 224H51V223H50ZM58 224H59V223H58ZM58 224H57V225H58ZM71 224H72V221H71ZM76 224H77V223H76ZM76 224H75V225H76ZM81 224H82V223H81ZM116 224H117V223H116ZM118 224H119V222H118ZM128 224H129V223H128ZM146 224H147V221H146ZM148 224H147V225H148ZM150 224H152V223H150ZM177 224H178V223H177ZM194 224H195V223H194ZM198 224H199V222H198ZM220 224H222V222H221ZM242 224H243V223H241V225H242ZM248 224H249V223H248ZM1 225H3V224H1ZM13 225L15 226V224H13ZM17 225H18V223L16 224V226H17ZM20 225H21V224H20ZM25 225H26V224H25ZM25 225H24V226H25ZM32 225H33V224H32ZM87 225H89V224L87 223ZM174 225H175V224H174ZM187 225H188V224H187ZM196 225H197V224H196ZM200 225H201V224H200ZM233 225H234V224H233ZM236 225H237V224H236ZM245 225H247V224H245ZM257 225H258V224H257ZM18 226H19V225H18ZM40 226H41V225H40ZM49 226H50V225H49ZM49 226H48V227H49ZM72 226H73V225H72ZM80 226H82V225H80ZM92 226H93V223H92ZM106 226H107V225H106ZM115 226H116V225H115ZM121 226H122V224H121ZM134 226H135V225H134ZM168 226H169V225H168ZM181 226H182V225H181ZM185 226H186V225H184V227H185ZM188 226H189V225H188ZM190 226H191V225H190ZM201 226H202V225H201ZM209 226H210V225H209ZM2 227H3V226H2ZM4 227H5V226H4ZM34 227H35V226H34ZM43 227H45V226H43ZM70 227H71V226H70ZM104 227H105V226H104ZM109 227H110L111 230H112V227H111L110 224H109ZM117 227H118V226H117ZM129 227H130V225H129ZM135 227H136V226H135ZM145 227L147 228V226H145ZM163 227H164V225H163ZM165 227H166V226H165ZM170 227H171V225H170ZM199 227H200V226H199ZM214 227H215V226H214ZM248 227H249V226H248ZM8 228H9V227H8ZM32 228H33V226H32ZM36 228H37V226H36ZM57 228L59 229V227H57ZM63 228H64V226H63ZM71 228H72V227H71ZM99 228H100V227H99ZM99 228H98V229H99ZM107 228H108V227H107ZM124 228H126V226H125ZM137 228H138V227H137ZM161 228H162V227H161ZM161 228H160V229H161ZM166 228H167V227H166ZM188 228H189V227H188ZM206 228H207V227H206ZM240 228H241V227L239 226V229H240ZM4 229H5V228H4ZM11 229H12V228H11ZM33 229H35V228H33ZM39 229H40V227H39ZM42 229H43V228H42ZM73 229H74V228H73ZM84 229H85V228H83V230H84ZM87 229H88V228H87ZM116 229H117V228H116ZM128 229H129V228H127L126 230H128ZM164 229H165V228H164ZM170 229H171V228H170ZM170 229H167V232H168ZM180 229H181V228H180ZM197 229H198V228H197ZM199 229H201V227H200ZM209 229H210V228H209ZM213 229H214V228H213ZM243 229H246V228H243ZM0 230H1V229H0ZM5 230H6V229H5ZM18 230H19V229H18ZM65 230H66V229H65ZM69 230H70V229H69ZM69 230H68L67 232H69ZM109 230H110V229H109ZM141 230H142V229H141ZM143 230H148V231H149V229H143ZM143 230H142V231H143ZM165 230H166V229H165ZM172 230H173V229H172ZM210 230H211V229H210ZM215 230H216V229H215ZM225 230H226V229H225ZM247 230H248V229H247ZM6 231H7V230H6ZM12 231H13V229H12ZM44 231H46V229H45ZM70 231H71V230H70ZM74 231H75V230H74ZM93 231H94V230H93ZM121 231H122V230H121ZM121 231H120V234H121ZM170 231H171V230H170ZM170 231H169V232H170ZM173 231H174V230H173ZM219 231H221V230H219ZM232 231H233V230H232ZM236 231H237V230H236ZM1 232H2V231H1ZM31 232H32V231H31ZM35 232H37V231H35ZM42 232H43V230H42ZM58 232H59V230H58ZM75 232H76V231H75ZM78 232H79V231H78ZM103 232H104V231H103ZM103 232H102V233H103ZM117 232H118V231H117ZM126 232H127V231H126ZM135 232H137V231H135ZM169 232H168V233H169ZM248 232H249V231H248ZM14 233H15V232H14ZM26 233H27V232H26ZM44 233H45V232H44ZM59 233H60V236H61V232H59ZM59 233H57V234H59ZM72 233H73V231H72ZM89 233H90V232H89ZM96 233H97V232H96ZM99 233H101V231H100ZM102 233H101V234H102ZM112 233H113V232H112ZM112 233H111V234H112ZM115 233H116V232H115ZM124 233H125V232H124ZM133 233H134V232H133ZM171 233H173V232L171 231ZM202 233H203V232H202ZM202 233H201V234H202ZM233 233H234V232H233ZM250 233H251V231H250ZM11 234H12V233H11ZM21 234H23V232H21ZM28 234H29V233H28ZM39 234H40V233H39ZM49 234H50V233H49ZM62 234H63V233H62ZM64 234H65V236H66V233H64ZM68 234L70 235L71 233H68ZM68 234H67V235H68ZM76 234H77V233H76ZM81 234H82V233H81ZM81 234H79V235H81ZM85 234H86V233H84V235H85ZM101 234H100V235H101ZM103 234H104V233H103ZM120 234H118L117 237H118ZM127 234H129V232H127ZM136 234H137V233H136ZM139 234H140V233H139ZM139 234H138V235H139ZM169 234H170V233H169ZM246 234H247V233H246ZM3 235H5V234H3ZM7 235H9V233L6 234L5 237H6ZM43 235H44V234H43ZM46 235H47V233H46ZM51 235H52V232H51ZM69 235H68V236H69ZM84 235H83V236H84ZM90 235H91V234H90ZM96 235H97V234H96ZM129 235H130V234H129ZM138 235H137V236H138ZM143 235H145V234H143ZM149 235H150V233H149ZM151 235H153V234H151ZM186 235H187V234H186ZM188 235H189V234H188ZM215 235H216V234H215ZM222 235H223V234H222ZM224 235H225V234H224ZM224 235H223V236H224ZM257 235H258V234H257ZM263 235H264V234H263ZM10 236H11V235H10ZM54 236H55V235H54ZM75 236H76V235H75ZM87 236H89V234H88ZM92 236H93V235H92ZM94 236H95V235H94ZM108 236H110V235H108ZM114 236H116V235H114ZM125 236H126V235H125ZM131 236H132V235H131ZM131 236H130V237H131ZM134 236H136V235H134ZM195 236H197V235H195ZM203 236H204V235H203ZM206 236H208V235H206ZM211 236H212V235H211ZM227 236H228V235H227ZM19 237H20V236H19ZM22 237H23V236H22ZM25 237L28 238L27 236H25ZM58 237H59V236H58ZM62 237H63V235H62ZM80 237H81V236H80ZM95 237H97V236H95ZM99 237H100V236H98L97 238H99ZM110 237H111V236H110ZM123 237H124V236H123ZM123 237H122V239H123ZM127 237H128V235H127ZM150 237H151V236H150ZM150 237H149V238H150ZM158 237H159V234H158ZM160 237H161V236H160ZM160 237H159L158 239H160ZM163 237H164V236H163ZM169 237H170V240H171V238H172V234H171V236L168 235V238H169ZM212 237H213V236H212ZM224 237H225V236H224ZM229 237H230V236H229ZM231 237H233V236H231ZM253 237H254V236H253ZM20 238H21V237H20ZM23 238H24V237H23ZM29 238H31V237H29ZM49 238H50V237H49ZM54 238H55V237H54ZM54 238H53V239H54ZM63 238H64V237H63ZM71 238H72V237H71ZM93 238H94V237L91 238V236H90V239H91L92 244H93V241L95 240V239L92 240ZM97 238H96V239H97ZM102 238H103V235H102ZM106 238H107V237H106ZM118 238H119V237H118ZM124 238H125V237H124ZM144 238H145V236H144ZM188 238H189V237H188ZM194 238H195V237H194ZM194 238H193V242L195 241ZM208 238H209V237H208ZM214 238H215V237H214ZM236 238L238 239L237 236H236ZM251 238H252V237H251ZM257 238H258V237H257ZM21 239H22V238H21ZM31 239L33 240V238H31ZM50 239H52V238H50ZM50 239H48V240L51 241ZM56 239H57V238H56ZM59 239H60V238H59ZM59 239H58V240H59ZM75 239H76V238H75ZM82 239H83V238H82ZM84 239H85V238H84ZM84 239H83V240H84ZM108 239H110V238H108ZM122 239H121V241L124 243V241H123ZM130 239H131V238H130ZM165 239H167V238H165ZM204 239H205V237H204ZM204 239H203V240H204ZM221 239H222V238H221ZM13 240H14V239H13ZM58 240H57L56 243H58ZM61 240H62V239H61ZM65 240H66V239H65ZM97 240H98V239H97ZM101 240H102V239H101ZM101 240H100V241H101ZM132 240H133V238H132ZM134 240H135V239H134ZM137 240H138V239H137ZM142 240H143V239H142ZM172 240H173V239H172ZM172 240H171V242H170L169 240H167V241L170 242L169 244L173 243V244L175 245L176 241L173 240V241L175 242V243H174ZM180 240H181V239H180ZM180 240H178V241H180ZM187 240H188V239H187ZM190 240H191V239H190ZM212 240H213V239H212ZM225 240H226V239H225ZM235 240H236V239H235ZM262 240H263V239H262ZM16 241H17V239H16ZM18 241H19V240H18ZM27 241H28V240H27ZM34 241H35V240H34ZM88 241H89V240H88ZM100 241H99V242H100ZM106 241H107V239H106ZM119 241H120V239H119ZM119 241H118V242H119ZM130 241H131V240H130ZM138 241H140V238H139ZM145 241H146V240H145ZM148 241H149V240H148ZM151 241H152V240H151ZM246 241H247V240H246ZM257 241H259V240H257ZM19 242H20V241H19ZM24 242H25V240H24ZM24 242H23V243H24ZM30 242H31V241H30ZM35 242H36V241H35ZM47 242H48V241H47ZM63 242H64V241H63ZM108 242H109V241H108ZM125 242H126V241H125ZM128 242H129V240H128ZM135 242H136V241H135ZM135 242H133V244H134ZM164 242H166V241H162L161 244H163ZM168 242H167V244H168ZM191 242H192V241H191ZM193 242H192V244H194ZM200 242H201V241H200ZM226 242H227V241H226ZM228 242H229V240H228ZM231 242H232V241H231ZM238 242H239V241H238ZM247 242H248V241H247ZM255 242H256V241H255ZM255 242H254V243H255ZM2 243H3V242H2ZM23 243H22V246H23ZM64 243H65V242H64ZM95 243H96V242H95ZM97 243H98V242H97ZM104 243L106 244L105 246H107V243H106V242H104ZM129 243H130V242H129ZM131 243H132V241H131ZM136 243H137V242H136ZM136 243H135V244H136ZM143 243H144V241H143ZM143 243H142V246L144 245ZM148 243H149V242H148ZM148 243H147V244H148ZM185 243H187V242H185ZM244 243H246V242H244ZM244 243L242 242V243H241L242 245H241V246L239 245V247L241 248V247L243 246ZM263 243H264V241H263ZM263 243H262V245H263ZM3 244H4V243H3ZM8 244H9V243H8ZM8 244H7V245H8ZM33 244H34V243H33ZM49 244H52V243H49ZM72 244H73V243H72ZM72 244H71V245H72ZM80 244H81V243H80ZM80 244H79V245H80ZM86 244H87V243H86ZM90 244H91V243H88L89 246H90ZM112 244H113V243H112ZM116 244H117V243H116ZM116 244H115V245H116ZM164 244H165V243H164ZM164 244H163V245H164ZM187 244H189V243H187ZM199 244H200V243H199ZM219 244H220V243H219ZM221 244H222V243H221ZM230 244H231V243H230ZM230 244H227V246H228V245L230 246ZM232 244H233V242H232ZM232 244H231V245H232ZM7 245H6V246H7ZM9 245H10V244H9ZM12 245H13V243H12ZM16 245H17V244H16ZM18 245H19V244H18ZM29 245H30V244H29ZM34 245H35V244H34ZM75 245H76V244H75ZM82 245H83V243H82ZM113 245H114V244H113ZM123 245H124V244H123ZM128 245H129V244L127 243V246H128ZM131 245H132V244H131ZM155 245H156V244H155ZM171 245H172V244H171ZM171 245H169V246H171ZM201 245H202V244H201ZM205 245H206V244H205ZM209 245H210V244H209ZM217 245H218V244H217ZM224 245H226V244H224ZM234 245H235V244H234ZM236 245H237V244H236ZM236 245H235V246H236ZM244 245H245V244H244ZM255 245H256V244H255ZM3 246H4V245H3ZM3 246H2V247H3ZM19 246H20V245H19ZM22 246H21V247H22ZM63 246H64V245H63ZM72 246H73V245H72ZM72 246H71V247H72ZM84 246H86V245H83V247H84ZM94 246H95V245H93V247H94ZM125 246H126V245H125ZM135 246H136V245H135ZM142 246H141V247H142ZM172 246H173V245H172ZM187 246H189V245H187ZM190 246H191V245H190ZM227 246H226V247H227ZM252 246H253V245H252ZM4 247H5V246H4ZM7 247H9V246H7ZM12 247H13V246H12ZM12 247H10V248H12ZM15 247H17V246H15ZM15 247H14V248H15ZM21 247H20V248H21ZM32 247H33V246H32ZM57 247H58V245H57ZM80 247H81V246H80ZM87 247H88V246H87ZM87 247H85V250H86ZM93 247H92V248H93ZM96 247H97V246H96ZM114 247H115V246H114ZM114 247H113V248H114ZM116 247H117V246H116ZM116 247H115V248H116ZM136 247H137V246H136ZM145 247H146V246H145ZM147 247H148V246H147ZM183 247L185 248L186 245L183 246ZM201 247H202V246H201ZM230 247H232V246H230ZM236 247H237V246H236ZM236 247H235V248H236ZM239 247H238V249H240ZM256 247H257V246H256ZM10 248H9V249H10ZM14 248H13V250H15ZM29 248H30V246H29ZM59 248H60V247H59ZM73 248H74V247H73ZM98 248H100L99 245H98L97 249H98ZM101 248H102V247H101ZM103 248H104V247H103ZM106 248H107V247H106ZM130 248H131V247H130ZM137 248H138V247H137ZM161 248H162V247H161ZM163 248H165V247H163ZM169 248L171 249L172 247H169ZM175 248H176V247H175ZM175 248H174V249H175ZM214 248H215V247H214ZM214 248H213V249H214ZM219 248H220V247H219ZM232 248H233V247H232ZM251 248H252V247H251ZM3 249H5V248H3ZM16 249H17V248H16ZM53 249H54V248H53ZM53 249H52V251H53ZM69 249H70V247L68 248V251H69ZM78 249H80V248H78ZM93 249L96 250V248H93ZM108 249H109V246H108ZM126 249H127V247H126ZM145 249L148 250L147 248H145ZM145 249H144V250H145ZM152 249H153V248H152ZM194 249H195V247H194ZM198 249H199V248H198ZM198 249H197V250H198ZM220 249H221V248H220ZM229 249H231V248H229ZM233 249H234V248H233ZM254 249H255V248H253V250H254ZM6 250H7V249H6ZM6 250H5V251H6ZM17 250H19V248H18ZM17 250H15V251L17 252ZM35 250H36V249H35ZM72 250H73V249H72ZM75 250H77V247L74 249V251H75ZM85 250H84V253H87ZM103 250H104V249H103ZM111 250H112V249H111ZM116 250H117V249H116ZM119 250H120V249H119ZM128 250H129V249H128ZM128 250H125V251L128 252ZM182 250H184V249H182ZM191 250H192V249H191ZM197 250H196V251H197ZM214 250H215V249H214ZM223 250H224V249H223ZM225 250H226V249H225ZM236 250H237V249H236ZM236 250H234V251H236ZM247 250H248V249H247ZM19 251H20V250H19ZM81 251H82V250H81ZM105 251H106V250H105ZM112 251H114V250H112ZM130 251H131V250H130ZM138 251H139V250H138ZM150 251H151V250H150ZM153 251H154V250H153ZM163 251H164V250H163ZM168 251H169V250H168ZM186 251H189V250H186ZM237 251H238V250H237ZM243 251H244V250H243ZM249 251H250V250H249ZM16 252H14V253H16ZM47 252H48V251H47ZM47 252H46V254H47ZM57 252H58V251H57ZM75 252H76V251H75ZM89 252H90V251H89ZM95 252H96V251H95ZM103 252H104V251H103ZM184 252H185V251H184ZM194 252H195V251H194ZM225 252H226V251H225ZM227 252H228V251H227ZM227 252H226V253H227ZM230 252H231V250H230ZM246 252H247V251H246ZM258 252H259V251H258ZM29 253H30V252H29ZM33 253H34V252H33ZM72 253H73V252H72ZM99 253H100V252H99ZM101 253H102V250H101ZM110 253H111V252H110ZM112 253H113V252H112ZM121 253H122V252H121ZM132 253H133V252H132ZM144 253H146V252L144 251ZM152 253H153V252H152ZM154 253H155V252H154ZM175 253H176V251H175ZM175 253H174V254H175ZM182 253H183V251H182L180 254H182ZM198 253H199V251H198ZM204 253H205V252H204ZM213 253H215V252H213ZM223 253H224V251H223ZM233 253H234V252H233ZM243 253H244V252H243ZM5 254H6V253H5ZM18 254H19V253H18ZM21 254H22V253H21ZM21 254H19V255L21 256ZM31 254H32V253H31ZM35 254H36V252H35ZM54 254H55V253H54ZM61 254H62V253H61ZM75 254H76V253H75ZM80 254H81V253H80ZM82 254H83V253H82ZM147 254H148V253H147ZM163 254H164V253H163ZM187 254H188V253H186L185 255H187ZM191 254H192V253H191ZM211 254H212V251H211ZM229 254H230V253H228V256H229ZM244 254H245V253H244ZM244 254H243V255H244ZM25 255H27V252H26ZM28 255H29V254H28ZM28 255H27V256H28ZM33 255H34V254H33ZM47 255H50V252H49V254H47ZM87 255H88V253H87ZM87 255H86V256H87ZM93 255H94V250H93ZM100 255H101V254H100ZM100 255H99V258H100ZM110 255H111V254H110ZM112 255H113V254H112ZM117 255H118V254H117ZM129 255H131V254H129ZM145 255H146V254H145ZM149 255H150V253H149ZM154 255H155V254H154ZM175 255H176V254H175ZM182 255H183V254H182ZM194 255H195V254H194ZM194 255H193V256H194ZM203 255H204V254H203ZM214 255H215V254H214ZM230 255H231V254H230ZM237 255H238V254H237ZM237 255H236V256H237ZM248 255H249V254H248ZM262 255H263V254H262ZM0 256H1V255H0ZM11 256H12V255H11ZM15 256H17V255H15ZM20 256H18V257H20ZM75 256H76V255H75ZM84 256H85V255H84ZM88 256H89V255H88ZM88 256H87V257H88ZM96 256L98 257V255H96ZM160 256H161V255H160ZM167 256H168V255H167ZM178 256H179V255H178ZM178 256H177V257H178ZM193 256H192V257H193ZM238 256L240 257V255H238ZM257 256H258V253H257L256 257H257ZM2 257H3V256H2ZM51 257H52V254H51ZM68 257H69V256H68ZM129 257H130L131 259L133 258V257H131V256H129ZM154 257H155V256H154ZM172 257H173V256H172ZM188 257H190V253H189V256H188ZM230 257L232 258L233 256L231 255ZM239 257H238V258H239ZM246 257H247V255H246ZM0 258H1V257H0ZM5 258H6V257H5ZM5 258H4V259H5ZM27 258H28V257H27ZM53 258H55V257H53ZM66 258H67V257H66ZM71 258H72V256H71ZM73 258H74V257H73ZM93 258H94V257H93ZM102 258H103V257H102ZM105 258H106V256H105ZM119 258H120V257H119ZM148 258H149V257H148ZM150 258H151V257H150ZM169 258H170V257H169ZM183 258H184V257H183ZM201 258H202V257H201ZM210 258H211V257H210ZM235 258H236V260H237V257H235ZM240 258L242 259V257H240ZM248 258H249V257H248ZM261 258H263V256H262ZM20 259H22V257H20ZM35 259H36V258H35ZM49 259H50V258H49ZM74 259H75V258H74ZM89 259H90V258H89ZM89 259H88V260H89ZM137 259H139V261L141 260L140 257L137 258ZM175 259H176V258H175ZM177 259H178V258H177ZM184 259H185V258H184ZM214 259H215V258H214ZM217 259H219V258H217ZM220 259H221V258H220ZM6 260H7V258H6ZM14 260H15V259H14ZM26 260H27V259H26ZM46 260L48 261V259H46ZM50 260H51V259H50ZM61 260H62V259H61ZM67 260H69V259H67ZM96 260L98 261V258H97ZM105 260H106V259H105ZM107 260H108V259H107ZM107 260H106V261H107ZM112 260H114V259H112ZM127 260H128V259H127ZM127 260H126V261H127ZM153 260H154V259H153ZM153 260H150V261H153ZM168 260H170V259H168ZM179 260H180V259H179ZM189 260H190V259H189ZM200 260H201V259H200ZM205 260H206V259H205ZM227 260H228V258H227ZM243 260H245V259H242V261H243ZM257 260H258V258H257ZM0 261H1V260H0ZM32 261H33V259H32ZM34 261H35V260H34ZM42 261H43V260H42ZM53 261H54V260H53ZM57 261H58V260H57ZM57 261H56V263H57ZM93 261H94V260H93ZM93 261H91V262H92L93 264H95L96 261H95V262H93ZM115 261H116V260H115ZM120 261H121V260H120ZM126 261H125V262H126ZM130 261H131V260H130ZM132 261H133V260H132ZM132 261H131V262H132ZM134 261H135V259H134ZM134 261H133V262H134ZM141 261L143 262V259H142ZM141 261H140V263H141ZM182 261H183V260H182ZM196 261H197V260H196ZM201 261H202V260H201ZM214 261H215V260H214ZM12 262H13V261H12ZM12 262H11V263H12ZM15 262H16V261H14V264H15ZM23 262H25V261H23ZM43 262H44V261H43ZM48 262H49V261H48ZM91 262H90V263H91ZM98 262H99V261H98ZM102 262H103V261H102ZM127 262H128V261H127ZM148 262H149V259H148ZM148 262H147V263H148ZM153 262H154V261H153ZM153 262H151V263H153ZM155 262H156L155 264H157V260H156ZM159 262H160V261H159ZM161 262H162V261H161ZM165 262H166V261H165ZM169 262H173V261L170 260ZM169 262H168V263H169ZM184 262H185V261H184ZM187 262H188V261H187ZM187 262H186V263H187ZM211 262H212V261H211ZM216 262H217V261H216ZM219 262H221V261H219ZM225 262H226V261H225ZM2 263H3V262H2ZM11 263H10V264H11ZM25 263H26V262H25ZM45 263H46V261H45ZM66 263H67V262H66ZM88 263H89V261H88ZM111 263H112V261H111ZM129 263H130V262H129ZM129 263H128V264H129ZM140 263H139V264H140ZM162 263H163V262H162ZM175 263H176V262H175ZM182 263H183V262H182ZM182 263H180V264H182ZM188 263H189V262H188ZM196 263H197V262H196ZM204 263H205V262H204ZM207 263H208V260H207ZM233 263H234V262H233ZM248 263H249V260H248ZM253 263H254V262H253ZM255 263H256V262H255ZM258 263H259V262H258ZM31 264H32V263H31ZM34 264H35V262H34ZM40 264H41V262H40ZM101 264H102V263H101ZM107 264H108V263H107ZM115 264H116V263H115ZM125 264H126V263H125ZM142 264H145V263H142ZM215 264H216V263H215ZM227 264H228V263H227ZM246 264H247V262H246ZM250 264H251V263H250ZM259 264H260V263H259Z\"/></svg>",
    "mask_w": 264,
    "mask_h": 264
}]
</instances>
